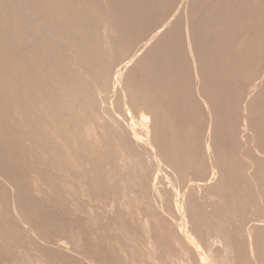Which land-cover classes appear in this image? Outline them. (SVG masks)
Instances as JSON below:
<instances>
[{"label": "rangeland", "instance_id": "obj_1", "mask_svg": "<svg viewBox=\"0 0 264 264\" xmlns=\"http://www.w3.org/2000/svg\"><path fill=\"white\" fill-rule=\"evenodd\" d=\"M22 1L23 0H21V1L20 0H18V1L17 0H12V1L9 0L8 4L9 5L12 4V6L11 7L8 6V7L11 10H13V9L16 10L17 9L20 13H22V15L24 13H25L24 15L27 14V16H26V17H28V18H26L27 20L28 19H30V21L33 20L32 17L28 16L29 13H27L28 12L27 9H26L27 7H25V5L22 6V3H21ZM102 1H100V0H96L95 1L94 0L96 6L93 5V7H92V4H94L93 1L90 0V2H89L87 0V2H86L84 0L83 4H84V2L86 4H84L82 6V8L85 6L84 8L85 9L88 8L89 11H82L83 13H81V15L82 14L83 15L87 14V16H88V14H92L93 12L95 13V11L97 12V13H95V17L93 15L94 13L92 14L93 16L89 15L87 18L84 15L86 20H88V19L90 20V22L88 20L87 26H86V24H84L85 25L84 28H87L91 24V26H90L91 29L88 30V29H84L83 28L84 29L83 33L85 34L88 31H91V33L92 32L94 33L99 28L100 30L98 29L99 31L97 30L95 32L96 36L94 37V38H97L96 39L97 42L95 41L94 38L90 37L91 35L93 36V33L92 34L90 32L86 33V34H88L87 36L89 38H91V39H89L85 35L84 36L86 37L85 39L87 40V42L89 40L90 44L92 43V45H93L94 42L97 44V47H96V44H94L95 46L93 45L94 47H96L95 49L98 50L97 54L102 52L104 50V48H106V49L103 51L104 55L100 56L102 54V53H100L99 57L94 54V52H96L97 50L94 51V50H92L90 48V49H88V51H85V52L87 54L89 52L90 53L92 52L91 53L92 56H91L90 53L88 54V55H90L89 57H92V58L94 56H97L98 58H100V57L103 58V56H104V58H105V56H106L105 52H106V54H107V56L105 58L106 60L103 59L106 62H104L102 60V58H100V61H103V64L98 60L97 57H94V60L91 58L93 61L91 59H88V60H91L90 63H89L87 61V59L85 58L87 56V54L84 53V54H86V55H84L85 56L84 58L86 60L85 62L88 65V67H86V69H85L84 64L80 65V64H82L81 62H80V64H79V62H76V58L75 57H77L76 54H78V53H76V51H75V53H73L74 50L72 52L68 47H67L68 49L65 47V46H67V42H64V43H66L64 45V43H63L64 40L63 39L60 38L61 39L60 40V39H58V37L56 38L55 35L52 33V35L55 37V38L53 37V39H54L53 40L51 38V36H52L51 33L50 34H49V32H45L44 33L45 37L48 36V37H46V39L48 38L47 40H48L49 43H51V42H53L55 40H56L55 41L56 43L58 41H60L57 44L51 43L52 46H53V44L58 46L61 42L63 43L64 47L61 46V44L59 45L60 46V50L62 49V47L64 48L63 52H62L63 56L66 55L65 56V60H64V57L62 56L61 59L64 60L62 62H66V60H67V62L70 61V62H68L69 66H67L68 65L67 62L65 63L64 66L69 67L68 68L69 70H71V68H72V70L74 71V75L76 76L77 80L80 79L78 81H82L81 79L84 78L82 82L85 83L84 80L87 79L89 76L87 77V76H85L83 74H86V72H87V75H88V71H91V70H89L90 68L94 69L92 71L95 72V74H93V72L89 73L91 76L94 75V77H92L93 79L96 78V79L92 80V83H91L92 86L88 85V83H87V85L90 86V88L88 86H85L86 83L83 84L82 82H81V84H83V86L81 84L79 86L80 87V92L83 89H84L83 91H85V92L82 91L83 93H85V96H84L85 100H83V98H81V100H80V97L79 98L77 97L76 98L77 102H75L73 104L75 105L77 103L76 105L78 107L76 105H75L76 107L73 106V104L71 105V103H72V102L70 103V101H71L70 97L71 96L70 97L66 96L67 92H66V95L64 94L65 91L63 93L61 92V96L63 94V96H62L63 98L62 99H61V96H59V99H60V102H61V106H62V103H63V106H62V108L61 107L58 108L59 110L56 109V111L57 110H58V112L60 111L59 113H61V111H62V115H70V119H69L70 122L65 123V124H67L66 126L70 129V133L66 134V136H68V137L65 136L66 139H67V142L69 141L68 142L69 144L67 143L68 145H66L63 142V139L60 137V135H63L64 134L63 132H65L63 127L59 128V125H57V124L55 126L51 125V127L53 129L55 127L59 128L58 132H57L56 128H55V130H53L51 127H49L50 125H48V124L46 125L44 122L40 123V121H37V120H36L37 122H29V119L31 118V115H32L30 111H29V113L27 112L28 114H30V115H27L28 117L25 116L24 114H21V112L20 113L18 112L20 114V116L18 115L19 116L18 119L20 120V121L18 120V122L14 118H13L14 121H12V120H10V117H8L9 120H10V121H8V123H9V126H8V123H7V119L8 118H6L7 116L4 115L5 114V110H4L5 108L0 106L1 107L0 108L1 109L0 113L4 110V112H3L4 114L1 113V114H3L4 118L2 119V117L0 115V119H1V122L5 121V124L3 122H2V124L4 126L7 124L8 127L5 126V128H7L8 131L7 130L4 131L5 128L2 127L3 128L2 129L1 126H0V128H1L0 130L3 131V133L6 136V138L8 140L9 139L13 140L18 135V132H20L19 135L17 136V141H20V142H17V143H22L21 145L19 144L21 148L19 146H17L18 144L16 143V140H15V142L14 141L10 142V141L7 140L8 144L11 143L10 144V150L14 151V150H16V148L18 149L15 152L16 153L18 152L19 154L17 153L18 154L17 156H16V154H14L12 159L14 160L16 157H17L16 159H18L19 155H20V152L22 153V152H24V150L26 151V153L24 152V154L22 153L20 155V157H21L20 159L21 160L20 159L17 160V164L18 165L15 164L16 163L15 160L14 161L13 160H9V161H11V163L15 162V163H13L14 165L9 163V165L11 167H14L12 169H11V167L10 168L7 167L8 169H10L9 172H8V170L6 168L5 169L7 171L6 170L5 171L7 173L4 172V170H3L4 167L2 168L3 172L1 173V171H0V177H3V178H0V181H1V183H0L1 184V186H0V195H1L0 198L1 197H2V199L4 198L3 199L4 201H1L2 199H0V206H1L0 207V217L2 218V223H0V264H114V263L115 264H121L120 260L117 259V258L120 257V259L122 260V258H124L122 256H124V255H125L126 258H124L123 260L125 261L127 259V261H129L132 258L133 260L132 259L131 260L133 261V264L135 262H137V260L138 261L142 260V262H144L143 264H145L146 263L145 261H147V259H148V261L150 259H152L151 260L152 263H151V261L150 262L147 261L148 262L147 264H150V263L153 264V261L155 259H156V261H154V263L156 262V264H158V263L159 264H166V263L167 264H178V262H179V264H181L182 262H183L182 264H202V262H204V264L205 263H207V264H213V263L214 264H219V262H220V264H224V263L225 264H228V263L229 264H234V262L236 264H238V263L239 264H244V263L245 264H249V262L252 261V260L253 261L250 262L252 264H254L255 261H256L255 264H262L263 258H264V254L263 255H260V254L262 252L264 253V246H263L264 244H263V241H261V239L264 238V237H261V239H259L261 241V243L259 242V244L263 246V250H262V248L258 245L260 247V250H262V252H260L258 250L259 254H258V252H252L251 251L252 249H251L250 246L253 243V241L255 242V238H257L255 236V234L257 236L259 235V238H260L261 234H263V236H264V210H263L264 209V184H262V182H261V181H263V183H264V178H263L264 177V163H263L264 162V156H263L264 155V147H262L263 143H261V141L262 142L264 141V139H262V138H264L263 137L264 136V133H263L264 131L262 132V130L264 128L261 129V125H262V127L264 126V124H263L264 123V114H262V113H264V110H263L264 108L261 107L262 105L264 107V97L262 98V94L264 96V91H263L264 90V80H262V79H264V38H263L264 37V33H263L264 32V15L263 14L264 13H262V10L264 12V9L261 10V8H264V3H260V2H258V0L255 1L254 4L252 3L253 6L251 5V7H255L254 5H255V3L257 4V2H258V4H257L258 6L261 4L259 6V8H257L258 6L256 5L255 9L246 6L248 9L250 8V9L255 10L256 12L253 11V13L255 12L256 14H258V9L261 10V11H259V13H261V14H258L260 16L262 15L261 18L259 16L257 17V15L254 13L255 16L259 19V21H258V19L255 16H252L253 19H254V17L257 19V22H258L257 24H259V25L261 24L260 25L261 27L259 25H255L254 24V22H256V20L254 22L251 21V23L253 22V30H255V29L257 30L258 28H261V32H260V29L255 31L256 33H254V37H252L254 39V41H256L254 43L255 47H256V52H254V54L252 53V55H250V56H245L246 53L244 54L243 59L246 58L245 59L246 62L242 61L244 63L241 66L242 68L240 67L241 69H237V71L235 70L234 73L236 75L230 74L232 72V68H229V67L228 68H224L223 70H221L216 75V78L214 80V81H217L216 83H218L217 84L218 86H215L216 84H213L211 87H209V86L205 85L206 83H204V82H206V81H203V80H205L204 76H206V75H204V72H203V74H201V72L205 70L203 68H205V66L207 64L206 65L202 64L203 67H201L202 65H200L198 62H196V59H197L198 55H197V49H195V47H197L198 45L196 44V41H195L194 38L196 37V34L197 35L198 34L199 35L200 34H204V38H206L207 34L215 35V33L220 31V29L222 27L223 14H221V12L218 13L217 15L211 17V20H213V23H210L209 21H207L208 22L207 24H206V22L204 24H203V22L201 23V19H203L202 21H205V19H206V16L204 14H206L205 12H206L207 8L209 7V5L211 4V0H194V2H193V0H188V2L191 1V2H189V4H193V5H189L187 0H184V1L183 0H166L165 4L167 6H164V1L162 0V4L163 5L162 4L159 5V7H158V11L159 12L154 10L155 14H151L152 10H151V8H149L150 11L148 9L147 10V14H150V15L147 17V15L144 14L145 15V16H143L144 20L143 19L141 20L142 16L140 17L138 15V13L135 12V11H138V9L136 7H134V8L131 7L135 11H133V10L129 11V13L131 11H133V12L130 13L131 14L130 16H132V20H131L132 22L131 21L130 22L133 24V20L134 19H135V21L136 20L137 21L134 22L135 25L134 24L132 25L129 22L128 24H126L127 27L125 26V24H124V26H125L124 27L123 24L120 23L122 20H120V22H119V21H116L117 18L113 19L115 14H112V12L114 13L115 6L117 4H118L117 6H119V8H121L120 5H121V3L123 1L121 0V2L118 3L117 1H119V0H117V1L116 0H112V1L110 0L111 2L109 0H107L110 3L117 2V3H115L112 6V7H114L113 8L114 10L112 8H110L111 4L108 3L106 0H102ZM105 1H106V3H105ZM167 1H169V2L172 1L171 2L172 4L171 3H166ZM261 1L264 2V0H261ZM9 2H12V3H9ZM91 2H93V3H91ZM181 2H183V3L181 4ZM184 2H187V3L184 4ZM89 3H91V6H90ZM13 4L17 5L16 8H15V5L13 6ZM18 4H20V5H18ZM97 5H98V9H97ZM176 5H177V7H176ZM262 5H263V7H261ZM20 6H22V7H20ZM86 6H88V7H86ZM161 6H163V7L161 8ZM173 6H175L177 9L175 7H173ZM241 6L242 5H240V7H238V5H237V6H234V7H237V8L240 9ZM243 6H242L243 9H240L243 12L239 11V9H235V8L233 10L231 9L230 10L231 12L228 10L230 13L227 11V14L228 13L231 14L232 11H234V10L235 11L237 10V13L241 12L240 16L242 18H240L236 22H234L235 24H233V26L231 28V31H232L231 33L232 34L234 33V35L237 32H240L239 35L241 36V38H240V41H239L240 43L237 42V43H239V45L237 44V49H241L242 46L245 45V44L247 45L248 41H246V39H244L246 41V42H244V40L242 38V37L246 38V34H245V32H246V30H245L246 28L245 27L246 26H245V24L247 25L248 20L249 21L253 20V19H250L251 16L249 17V19H247L250 13H248V15L246 16L247 13H245V12H249V11H248V9L246 10V8H244L245 6L244 7ZM23 7H25V8H23ZM90 7H92V8H90ZM165 7L167 8V10L170 13V14H166V16L164 14L165 13L164 12L165 9H163ZM168 7H170V9H168ZM3 8L7 9V7H4V6H3ZM9 8L6 10L7 12H8V10L11 11ZM93 8H95V9H93ZM105 8H107V9H105ZM159 8L163 9V11H161V9L159 10ZM186 8L189 11H191V9H192V11L189 12L188 10H186ZM256 8H257V10H256ZM23 9H24V11H23ZM118 9H116V11H115L116 14H118V12L120 13L121 9H119V10ZM110 10L112 12H109ZM167 10H165V11H167ZM170 10H171V12H170ZM182 10H184V11H182ZM101 12L103 14H101ZM104 12H105V14H104ZM138 12L140 13V11H138ZM162 12H164V13H162ZM134 13H137V16ZM243 13L246 16V17L244 16V18H243ZM99 14H101V15H99ZM108 14H109L110 17L107 16ZM161 14H164V16L163 15L161 16ZM171 14H173V15L171 16ZM83 15H82V19H84ZM102 15H105L107 18L105 16L103 17ZM128 15L129 14H127V16ZM224 15H226V14H224ZM133 16L136 17V18H133ZM176 16H178L179 18L176 17ZM145 17H147L148 19L145 18ZM226 17H228V16H226ZM98 18H100V20ZM111 18H112L113 21L111 20ZM105 19H107V20L105 21ZM129 19H128V21H129ZM176 19H179V20H176ZM242 19L243 20L247 19V20L243 21ZM91 20H92V22H91ZM95 20H96V22H95L96 25L93 26V24H95L93 21H95ZM152 20H154V21H152ZM110 21H111V23H110ZM141 21L143 22V24H142ZM196 21H198L197 24H196ZM33 22H34L33 24L36 25L37 27L40 26L38 21L33 20ZM140 22H141V24H140ZM153 22H155L157 26L154 25L155 23L152 24ZM193 22L197 26L192 24ZM199 22L201 24H199ZM242 22H244V29H243V27H241V25L243 26ZM31 23H32V21H31ZM98 23H101V24L98 25ZM115 23H117L118 27L120 26L119 23L122 24L121 26L123 28H120V27L119 28L123 32L125 30H129L130 31V29H131L130 32L128 31L126 33V31H125L123 33L124 35L130 33L127 36H124V38H123L124 40H120L121 39L120 36H121V32L122 31H119L117 29L118 27H116ZM104 24H108V25L104 26ZM109 24H114L115 26H113V25L110 26ZM148 24H149V27H148ZM189 24H191V26H189ZM202 24L203 25L206 24V26L204 27ZM55 25H57L56 22H55ZM153 25H154V27H153ZM193 25L195 27H199L200 26V28L199 29L196 28L197 29L196 30L195 27L193 28ZM102 26H104V27H102ZM150 26H152L153 28L152 27L150 28ZM255 26H257V27H255ZM111 27H113V29ZM134 27L135 28L137 27L138 29L137 28L135 29ZM191 27H192V29H191ZM101 28H102V30H101ZM115 28L118 31L114 30ZM124 28H126V29H124ZM132 28H134V29H132ZM149 28L152 29V31L149 30ZM140 29H142V30H140ZM155 29H156V31H155ZM200 29H201V31H200ZM145 30H149L148 32L146 31L149 35H155L158 32L161 37H159V35L157 36L159 40L157 39V37H156V39H155V37H154V39L153 38H149L148 41L150 43H148L149 44L148 47L147 48L145 47V49H142L140 47L143 44L142 41L146 40V38L149 37V35L145 33ZM176 30L179 33H181V34L179 35V33H177ZM153 31H155V34H152ZM196 31H197V33H196ZM117 32L120 33V36H119V33H117ZM188 32H190L189 35H188ZM243 32L245 34L244 36H243V34L241 35V33H243ZM46 33L49 34V35H47ZM115 33H116L117 36L115 35ZM136 33H139V36ZM97 34H98V36L100 38L97 36ZM99 34L100 35L103 34V36H100ZM108 34H109V36H108ZM131 34H133V35H131ZM144 34L146 36H148V37H145ZM161 34H166L165 37L167 39L168 38L170 39L168 41V42H170L169 45L171 44V45H175L176 46V47L173 46V47L176 48V50H175L176 53L177 54L179 53V55H178L179 57L182 56L181 59H179L178 57L177 58L180 61L182 60L181 61L182 64L181 63L180 64L183 65V66H181L180 64H178V65H180L179 67H181V69L179 67H176V69L179 68V69H177L179 71V73H177L178 74L177 76L180 75L178 77V79L179 80L181 79L180 81L177 82L179 84L176 85V86H178V88H176V89L178 91L177 92L178 95H180L181 97L178 96L177 100L176 99L172 100V102H170V103H168L166 105V108H168L169 106H175V108L179 107V109L182 110V109H184V105L185 104H187V105H185L186 108L189 107L187 109H184L185 111L187 110L186 113L185 112L184 113L186 115L188 113V115H187L188 117L187 116H185V117L183 116L186 119H183V117L181 118L182 115L180 113H178V112H180L178 108L175 109V110L178 111V112L176 111V114L178 113V115H181V116L178 117V115H176V116L174 115L175 119L169 120V121H170V124H172L171 121L174 122V120L177 119L176 122H174L175 124L173 123L175 126H172L173 124L170 126V124H169L168 126H166V128H165V126L162 127V125H163V123H162L163 121L162 120L168 121V119L167 120H165V119L168 118L169 115H172V113L169 110H167V111L166 110H162L161 111L162 114H160V112L159 113L157 112L158 116H159V114L160 115H163V113L166 114V112H167V115L169 114L168 116H165V119H160V118H163L164 116H159L160 117L159 118L156 115V112H154L155 109L154 110L152 109L153 108V104L152 103H154L155 105L157 103L155 101L156 100V98H155L156 96L154 95V97H153V94H152V96H150L151 97V99H150V97L147 96L146 94L145 95L147 97L142 94L143 98L145 97L144 100H143L142 95H140V93H139V96H138V93L134 90V86H132L135 83L136 84L140 83L141 81L139 80L140 79L139 77L144 75L143 73H140V71L142 72L146 68L145 67L146 65H144V62H143L146 59L144 56L149 55V56H147V59H146L147 62H149V60L151 59L150 57H152V55H151L152 52H150V51L154 52L155 49H153L150 46V44L152 46H154L153 44H155L156 47H157L159 45V44H157L158 42L161 43V42H163V39L164 40L166 39L164 37L162 38V36H164V35H161ZM193 34H195V37H193L194 36ZM74 35H76V33ZM135 35H137V36H135ZM140 35H142V36H140ZM168 35H171V37L168 36ZM175 35H176V37L178 36V38L173 37ZM49 36H50V39H49ZM104 36L107 37V38H105ZM235 36H237V35H235ZM113 37H114V39H113ZM115 37H117V38H115ZM140 37H142L143 39H141ZM172 37H173V39H172ZM182 37H183V39H182ZM98 38L99 39L102 38V40H104V41L100 40L98 42ZM92 39H94V40H92ZM125 39H127V41H125ZM129 39H131V40H129ZM135 39L137 40V42L135 41ZM171 39H172L173 42H171ZM181 39H182V41L183 40L184 41L180 42ZM228 39L229 38H226V41ZM241 39L243 41H241ZM253 39H252V41H253ZM49 40H51V41H49ZM132 40H134L136 43L133 42ZM138 40L141 41V42H139ZM157 40H158V42H157ZM190 40H192V41H190ZM92 41H94V42H92ZM112 41L116 42L118 47L121 46L122 49L124 48L123 51L125 53H123V51H122V54H121L120 53L121 48L119 47L120 50L117 49L116 44L114 42H112ZM118 41H120V42H118ZM131 41H132V43H131ZM174 41H175L176 44L174 43ZM101 42L102 43L105 42V43H103L104 44L103 46H102V44H101V46L98 44V43H101ZM111 42L113 43V45L115 47L112 46ZM241 42H243V43H241ZM118 43H120V44H118ZM133 43H135V44H133ZM182 43L185 44V46ZM136 44H137V46H136ZM179 44L182 47L179 46ZM127 45H128V47H126ZM132 46H133V48H132ZM186 46H187V50H185ZM101 47L102 48L104 47V48L102 49ZM135 47H137V48L135 49ZM156 47H154V48H156ZM191 47H193V48H191ZM255 47H254V49H255ZM139 48H140L141 51L138 50ZM179 48H181V50ZM243 48H245V46ZM147 49H148V51H147ZM64 50H65V52H64ZM99 50H100V52H99ZM132 50L135 51V53H133L134 55L132 54ZM68 51H69L70 54L68 53ZM126 51L128 52L129 55L126 54ZM114 52H115V54H114ZM116 52L118 53L117 55H116ZM136 52H137V54H136ZM141 52H142V54H141ZM195 52H196V54H195ZM51 53H53V51ZM176 53H175V55H177ZM183 53H185V54H183ZM143 54H144V56H143ZM190 54H193V55H190ZM236 54L237 53H234L233 55H236ZM115 55L116 56L119 55V57H116ZM120 55H124V57H121ZM128 56H131V57H128ZM112 57L114 58V60L117 58L119 60V62H118L117 59H116L117 60L116 62L113 61ZM127 57H128V60L130 62H128V60H125V59H127ZM183 57H184V59H183ZM186 57H187V59H186ZM188 57H189V59H188ZM87 58H88V56H87ZM120 58H121V60H120ZM122 58H124L123 59L124 62H123ZM190 58H191V61H190ZM248 58H249V61L247 60ZM95 59H96V61H95ZM110 59H112V60L110 61ZM97 61L99 62V64H95V63H97ZM194 61H195V63H194ZM197 61H198V59H197ZM91 62H93L94 64L89 66V64H92ZM113 62L116 63V64L118 63V64L117 65L115 64V66H114ZM147 62L145 64H147ZM187 62L189 63V65L187 64ZM190 62L193 65H191ZM100 63L102 64V66H100L101 65ZM111 63H112V65H111ZM141 63H143V64H141ZM197 63H198V65H197ZM246 63L248 64V66L246 65ZM78 64H79V67H78ZM250 64H251V66L249 68ZM139 65L142 66V67L140 66V69H139ZM184 65H186V66H184ZM94 66H95V68H93ZM131 66H133V67H131ZM208 66L209 65H207V67ZM186 67H188V68L186 69ZM197 67L199 68V70H198ZM200 67L203 70L200 69ZM77 68H81V69L78 70ZM102 68H104L105 70L107 69L106 70L107 72L106 71L105 72L108 75L106 73H104V70ZM243 68H245V69L242 70ZM96 69L98 71L97 74H99L100 77H97L98 75H96V71H95ZM246 69H248V70H246ZM100 70H102V72H103L102 75L100 74L101 73ZM188 70L191 71V72H189ZM82 71L83 72L86 71V72L83 73ZM109 71H111V72H109ZM113 71H114V73H113ZM193 73H194V75L192 76ZM78 74H80V76L83 75L82 78H80V76H78ZM104 74H106V75H104ZM141 74H143V75H141ZM207 74H208V72H207ZM91 76H90V79H91ZM102 76H106L107 78L103 77L104 78L103 79V78H101ZM182 76H183L184 79L181 78ZM189 76H192L193 79L190 78ZM97 78L98 79L100 78L99 80H102V84H101V82H99L97 84V82L99 81V80L97 81ZM141 78L144 79V77H141ZM90 79H87V80L90 81ZM186 79L187 80L189 79L188 80L189 83L186 82L187 81ZM77 80H75V82H73V83H76ZM222 80H224V81L221 82ZM257 80H258L259 83L257 82ZM89 81H87V82H89ZM245 82H246V84H245ZM89 84H90V82H89ZM100 84H101V86H100ZM186 84H187V86H184ZM209 84H210V82H209ZM220 84L222 85V87H221ZM52 85L54 86V88L51 87V89H55V86H56L57 90L59 89V91H61V89H63V87L60 89L61 86L57 84L56 80H54L52 82ZM183 86H184V90L186 92L183 91V88H182ZM202 86H204L205 88H203ZM213 86H215L216 88L213 87ZM202 88L205 89V90H203ZM210 89H211V93L214 94L215 98L219 96L220 99L222 98L224 100L221 103H223V102L226 103V104L223 103V104H225V106L223 104H221L223 109L225 108L224 111L223 110L220 111V113L223 112L221 114L214 108L215 107L214 105L217 106V103H216L217 98H216L215 101L211 100L212 98L210 99V94H209ZM213 89L215 90L214 92L212 91ZM259 89H261V91ZM199 90H200V92H199ZM206 90H207V92H206ZM97 91H99V92H97ZM187 91L188 92L190 91V92L188 93ZM260 92L261 93L263 92V93L261 94ZM83 93H82V95H83ZM185 93L186 94L188 93V94L184 97L183 95H185ZM196 93H198V94H196ZM203 93H204V95H203ZM260 94H261V96H260ZM68 95H69V93H68ZM191 95H192V97H190ZM254 95L256 97H254ZM257 95H258V98H257ZM64 96H66V98ZM72 96L75 97V95H72ZM204 96H206L207 98L204 97ZM138 97H139V99H138ZM202 97H204V98H202ZM248 97L251 99V101L253 100L252 103H251V101H250V99ZM93 98L94 99L97 98V99L94 100ZM105 98H106V100H105ZM259 98H260V100H259ZM152 99H154V100H152ZM204 99H206V100H204ZM207 99H208V101H207ZM67 100H69V102ZM89 100L91 102H88ZM100 100H101V102L99 103L98 101H100ZM64 101L66 102V104L69 103L71 106L67 105V109H66ZM189 101H190V103H188ZM78 102H79V104H78ZM83 102H84V105H83ZM192 102H193V104H192ZM213 102H215L216 104L213 103ZM248 102H250L251 104L248 103ZM255 102H256V104H255ZM258 102L259 103L261 102L262 105H260ZM149 103H151V104H149ZM211 103H213V106H212ZM80 104H81V107H80ZM146 104H147V106H146ZM206 104H207V106H206ZM244 104H247V105H244ZM248 104H250L251 106L248 105ZM5 105H7V104H5ZM40 105L35 106L36 108L34 107L35 108L34 111H36L37 107H39V106L42 108V110H44L42 103ZM87 105H88V107H87ZM148 105L149 106L152 105V107H149ZM176 105H177V107H176ZM188 105H190V106H188ZM195 105H196V108H195ZM83 106H84V108H83ZM180 106H183V107L180 108ZM64 107H65V110L64 111L61 110V109H64ZM71 107L72 108L74 107L75 109L73 108V110H72ZM147 107H149V108H147ZM197 107H198V109H197ZM200 107L202 109H204V110H202ZM88 108H90V109H88ZM97 108L98 109L100 108V109L98 110ZM199 108H200V110H199ZM210 108H212V109H210ZM251 108H253L254 110L253 109L251 110ZM38 109H37V111H38ZM69 109H71V111ZM233 109H235V112L232 111ZM16 110H18V109H16ZM92 110H94V111H92ZM105 110L107 112H111V113L107 114V112H105ZM184 110H182L181 113H183ZM188 110H190V111H188ZM259 110L260 111L263 110V112L261 113L262 115L260 114ZM85 112L86 113H89V112L91 113V114L89 113V116H87V117H89L88 119H82L81 117L78 116V115H80V116L87 115V114H85ZM168 112H170L171 114L168 113ZM93 113H94V116H93ZM112 113H114V114L112 115ZM121 113H122V115H121ZM184 113H183V115H185ZM189 113H191V115ZM204 113H208L209 116H208V114H204ZM46 114L42 118L43 119H48V121H50V119H51L50 116L48 115V117L50 119L46 118L45 117V116H47ZM115 114H116V116H115ZM219 114H220V117L216 116V115H219ZM172 116H171V118H172ZM211 116L213 117V119H212ZM121 117L124 119V120L123 119L120 120L122 123L119 121V119H121ZM155 117H157V118H155ZM218 117H219V120H217ZM107 118H109V119H107ZM115 118H116V120H115ZM171 118H169V119H171ZM179 118H181V120ZM200 118H202V119H200ZM215 118H217V119L214 120ZM11 119H12V117H11ZM157 119H158V121H155ZM178 119H179V121H178ZM222 119H223V121H222ZM79 120L81 122H85L86 124L85 123L84 124L81 123ZM83 120H85V121H83ZM87 120H88V122H87ZM197 120H198V122H197ZM126 121H128V122H126ZM181 121H182L183 125H182ZM183 121H185V122H183ZM206 121H208V122L206 123ZM16 122L18 123V125H20L19 127H16V126L13 127L14 125H16ZM27 122H29V123L27 124ZM79 122L82 125H80ZM159 122H160V124H159ZM177 122H179L180 124L178 125ZM31 123H32L33 126H31ZM37 123H38L39 126H41L39 128L38 125H37V128H39L40 130L36 128V124ZM68 123H71L72 125L69 124L70 125L69 126ZM212 123H214L215 125L217 123L218 126L217 125L215 126ZM29 124H30L31 128H30ZM129 124H130V126H129ZM199 124H201L203 126H201ZM206 124H207V126H206ZM209 124H211L213 127L211 125H209ZM219 124H221L223 126H221ZM11 125H13V126H11ZM96 125H97V127L99 125V127H98L99 129L96 127ZM23 126H24V128H23ZM34 126H35V128H34ZM43 126H45V127H43ZM71 126H73V127H71ZM124 126H126L127 128H125ZM169 126L172 127V128H168ZM177 126H179V128ZM189 126H191L192 128L189 127ZM197 126H200V127H197ZM257 126H258V128H257ZM11 127H13L14 129L11 130L10 129ZM159 127H162V129L165 128L166 131L164 130L161 133V131H160L161 129ZM188 127L191 128V131H190V129ZM15 128H19L21 130L19 131V130L16 129L18 131L17 132V131H15ZM196 128H199V129H196ZM200 128H201V130H200ZM208 128L210 130H208ZM41 129H44V130H41ZM61 129H63L62 132H61ZM91 129H92V131H91ZM173 129L174 130L177 129V130L174 131ZM180 129H181L182 132L180 131ZM216 129H218V130H216ZM28 130L31 131V132H29ZM193 130H194L195 133L193 132ZM202 130H203V133H205L206 135L202 134ZM204 130H206V131H204ZM9 131H12L11 134H13V133L16 134V132H17V135L13 136V135H10V133L8 135H6L7 132H9ZM23 131H25L26 134L23 133ZM67 131H68V129H67ZM73 131H74V136L72 135L73 133L71 134V132H73ZM88 131H90V132H88ZM115 131H116V133H115ZM154 131H156V132H154ZM51 132H53V133H51ZM103 132L106 135H104ZM139 132H141V133H139ZM164 132L166 134H168V135H170V133H172V134L174 133L175 135L171 134V136H168ZM253 132H255V134ZM260 132L263 135H261ZM35 133H37V134H35ZM58 133H59V135H58ZM60 133H62V134H60ZM86 133H88V134H86ZM126 133H127V135H126ZM130 133H132L133 135L130 134ZM135 133H137V134H135ZM155 133H156V135H155ZM158 133H160V134L158 135ZM177 133H179V134L177 135ZM183 133H185L186 136ZM187 133H189V137H188ZM213 133H214V135H212ZM259 133H260V135H259ZM21 134H25L23 136L24 137L23 139L20 136ZM75 134L76 135L78 134L79 137L75 136ZM79 134L82 135L81 138H80ZM89 134L92 137L89 136ZM161 134H162L163 139L165 140L167 138V140L164 141V140H162V138L160 139V137H161L160 135ZM191 134H193V135H191ZM194 134H195L196 137L194 136ZM30 135H32V136H30ZM44 135H45L46 138L44 137ZM49 135H54V136H52V137L50 136L51 138H49L48 137ZM254 135H255V137H253ZM84 136L86 138L90 137V138H93L95 140L92 139L90 141V138L89 139L87 138L88 145H89L88 146L87 143H86L87 142L86 139L83 138ZM123 136H125L127 138L125 139V137H123ZM172 136H175V140L173 139L174 137L172 138ZM180 136H181V138H180ZM201 136H202V138H203V136H205V137L203 139H201ZM223 136L225 137V139H224ZM260 136L262 138H259ZM168 137H171V139L168 138ZM192 137H193V139H192ZM212 137H214L215 139L213 138L211 140ZM30 138L34 139L33 142L37 141L38 143H36V144H35V142L33 143ZM55 138L56 139L58 138V139L55 140ZM70 138H71V142H70ZM74 138L75 139L77 138V139L75 140ZM158 138H159V140H158ZM217 138H220V139H217ZM44 139L47 140V142ZM80 139L83 142V144L85 143L84 145L81 144L82 142L79 143L78 140H80ZM83 139H85V141ZM29 140H31L32 144H29L30 143ZM48 140H50V141L48 142ZM123 140H124V144L122 142ZM133 140H134V142H132ZM197 140H199V141L202 140V142L201 141L198 142ZM213 140H214V144L212 143ZM41 141L46 142L45 145H47V146L44 145V147H43V148H45L44 150H43V148L41 149L39 147ZM54 141H56V142H54ZM73 141H76L77 143L74 142V145H72ZM163 141L165 142V144H162V143H164ZM174 141L176 142V144L177 143L178 144L177 145L174 144L173 143ZM90 142L94 143L98 148H96L94 144L90 145ZM166 142L167 143L169 142L170 144L168 143L166 145ZM254 142L256 143V145L254 144ZM53 143H55L56 145L53 144ZM70 143H71V145H70ZM75 143H76V145H75ZM12 144H13L14 147L12 146ZM14 144L17 146L16 148H15ZM33 144H35V145H33ZM51 144L55 145L54 148H53V145H51ZM78 144H80V146L82 148L79 147ZM136 144H137V146H136ZM221 144H222V147H221ZM36 145L40 148L41 151L38 149V147ZM50 145H51V147L46 148V147H48ZM165 145H166V147H165ZM192 145H194V146H192ZM11 146L13 148H15V149L13 150V148ZM23 146H24V149H23ZM40 146H42V145H40ZM71 146H73V147H71ZM75 146H77V147L75 148ZM108 146H109L110 149L108 148ZM31 147H32V149H31ZM34 147H35V149H34ZM92 147H94V149ZM208 147H210V148H208ZM19 148L22 149V150L19 151L20 150ZM51 148H53L54 150L53 149L50 150ZM61 148L63 149L62 152H64V151H65V153L67 152L66 156H65V153H63V155H64L63 156L62 152H60ZM84 148H85V151L86 150L88 151V149H90L88 151V154H87V152H83ZM176 148H178V149H176ZM179 148L182 149V151L179 150ZM183 148H184L185 151L183 150ZM217 148H219V149H217ZM244 148H247V150L244 149ZM251 148L253 149V151H252ZM259 148L261 150H259ZM36 149L38 150L37 152H35ZM46 149H47V151H46ZM104 149H107V150L109 149V151L107 152ZM126 149H128V150H126ZM166 149L169 150V151H167ZM198 149L201 152H198ZM200 149H202V150H200ZM234 149H235L236 152H234ZM10 150L7 148L6 154L9 151V154L11 153V156H12L13 153ZM30 150L33 151V152H31ZM135 150H137V151H135ZM178 150L181 151V152H178ZM249 150H250V152H249ZM49 151H51V152H49ZM81 151L83 153H79ZM111 151H113V152H111ZM196 151H197V153H196ZM204 151H205V153H204ZM137 152L138 153L140 152L141 154L140 153L137 154ZM247 152H248V154H247ZM98 153H100V154H98ZM128 153L130 154L129 156L127 155ZM3 154H2L3 158H9L8 157L9 154L6 155L7 157H5V155H3ZM35 154H37V155H35ZM90 154H91V156H93L92 158H90L91 157ZM165 154L166 155L168 154V155L166 156ZM169 154H171V156ZM195 154H198V155H195ZM239 154H240V156H239ZM22 155L26 156V157L23 156V158L25 157L23 161H22ZM69 155L78 156L79 158H82V161H83L82 164L83 165L81 164V161H80V159L78 157L76 158L77 160L75 159L74 161H72L74 157L70 158L71 156H69ZM163 155H165V157ZM201 155L203 156V158H202ZM99 156L101 158H99ZM136 156L137 157L139 156V157L137 158ZM207 156L208 157L211 156L210 159ZM220 156L223 158V162H221L222 158ZM60 157L62 158V160L60 159ZM65 157H67V158H65ZM95 157H98L97 158L98 160H96ZM129 157H130V159H129ZM118 158H119L120 161L118 160ZM213 158H215L217 161L215 159H213ZM218 158H219V160H218ZM9 159H11V158H9ZM87 159H89V161ZM92 159H94L96 161V163ZM124 159L128 160V162H126V160H124ZM202 159L205 160L206 162L202 161ZM262 160H263V162H262ZM189 161H190V164L187 165V163H189ZM123 162H124V164H123ZM139 162H140V164H139ZM145 162H147V163H145ZM183 162H185V163L183 164ZM126 163H128V164H126ZM191 163H192V165H191ZM221 163H223V165ZM64 164H67L68 167H65ZM86 164H88V165H86ZM181 164H182V166H181ZM208 164L209 165L211 164V165L209 166ZM147 165H148L149 168L147 167ZM189 165H190V168H189ZM207 165L209 167H206ZM183 166H185V167H183ZM186 166L189 169L188 168L186 169ZM144 167H146V168H144ZM216 167H218V168L220 167V169L218 170V168L216 169ZM221 168H223L225 172L223 171V169L221 170ZM143 169H145V170L147 169V170L143 171ZM211 169L213 170V172H212ZM137 170H138V172H137ZM140 170H142V171H140ZM220 170H221V173L218 172ZM15 171H16V173H15ZM103 171H104V173H103ZM100 172H102V173H100ZM8 173H10V175ZM119 173L121 174L122 178L119 177L120 176V175H118ZM112 174H113L114 177L112 176ZM115 174H117V175H115ZM141 174H143V175H141ZM222 174L225 175L226 177L223 176ZM245 174H246V176H245ZM5 175L6 176L9 175V176L5 177ZM145 175H147V176H145ZM143 176H145V177H143ZM209 176L211 177V179H210ZM223 177H224V180H223ZM238 177H239V179H238ZM246 177H247V179H246ZM117 178H118V180H117ZM154 178H156V179H154ZM217 178L220 179V181H218ZM228 178L231 180L230 183H229L230 180L228 181L229 184L227 183ZM119 179H120V181H119ZM240 179L242 180V182H240L241 181ZM238 180H240V181H238ZM124 181H126L128 184L126 182H124ZM222 181H224V182H222ZM141 183H142V185H141ZM137 184H138V186H137ZM146 184L150 188L146 187L145 186ZM89 185H91L90 187L92 189H90V187H88ZM132 186H134V187H132ZM142 186H144V189H143ZM130 187H131V189H130ZM153 187H154V189H153ZM116 188L118 190H116ZM119 188L120 189L122 188V189L120 190ZM214 189H215V191H214ZM1 190H3V191H1ZM119 190H120V192H119ZM121 192H122V194H121ZM2 193L4 194V196H3ZM118 193H120L121 195L119 194L120 195L119 196ZM143 193H144V196H143ZM155 193H157V194H155ZM152 195H153V199L155 201L152 199ZM146 196H148L149 198H147ZM122 197H123V199H122ZM137 200H138V202H137ZM146 200L147 201L150 200V201L147 202ZM4 204H6V205H4ZM137 204H138V206H136ZM9 205H10L11 208H8ZM262 205H263V208H262ZM149 209H150V211H149ZM256 209L258 210V212H257ZM145 210L146 211L148 210V211L146 212ZM254 212H255V214H254ZM145 213H147V214H145ZM258 213H260V214L258 215ZM146 216H148V217H146ZM149 216H151V217H150V219L147 220V218H149ZM257 216H259V217H257ZM260 217H263V218H260ZM188 218H189V221H188ZM144 219H146V220H144ZM12 220H14L15 224L12 223V224L8 225L9 223L13 222ZM137 220L138 221L141 220L143 223H141L140 221L138 222ZM136 221L138 222V224H136L137 223ZM144 221H145V223H144ZM146 221H147L148 225L146 224ZM168 221H169L170 224L168 223ZM190 221L192 223H190ZM248 221H250V222H248ZM7 222H9V223L6 225ZM149 222H150V224H149ZM173 222H175V223H173ZM16 223H17V226H16ZM112 224L113 225L115 224V226L113 227ZM126 224H127V226H126ZM139 224H140V226H139ZM159 224H160V226H159ZM189 224H192L193 226L189 225ZM142 225L143 226L146 225V227L144 228ZM251 225H253V226L250 227ZM108 226H109V228H108ZM147 226H150V227H147ZM110 227H113V229H111ZM125 227H127V228H125ZM151 227H152V229H151ZM107 228H108V230H107ZM114 228H115V230H114ZM116 228H117V230H116ZM141 228H142L143 231L141 230ZM127 229H129V230H127ZM168 229H170V230L168 231ZM257 230H258V232H257ZM105 231L106 232H110V231L114 232V234L116 236L114 234H112L113 236L112 235L110 236V234H108V233H107L108 235H106ZM128 231L129 232L131 231L130 232L131 234L133 233L131 235L132 237L129 236L130 233L128 234L129 237L127 236L126 233H128ZM140 231H142L141 232V236H140ZM253 231H255V232H253ZM123 232H124L126 237H124V235L122 234ZM145 232L146 233L149 232V234L147 233L149 237L148 236H142V234L145 233ZM118 233L120 234V237H118V235H119ZM135 234L140 236L139 238L143 237L141 241H143L144 238H145L144 241H147V242H144V241L143 242L145 243L146 246L143 245L142 243H139L140 240L137 238L138 236H136ZM133 235L136 236V237H134ZM158 235H159L160 238L158 237ZM104 236H105V238H104ZM225 236H227V239H226ZM107 237H109V238H107ZM147 237L151 238V242H150V240ZM156 237L158 238L157 239V241H158L157 243L158 244L160 243V245L157 246V247L155 246V245H157L155 243L156 242V239H155ZM221 237H222V239H221ZM125 238H130V239L132 238L131 240L129 239L130 241L127 239L129 242L126 240V242L129 243L128 247L130 246V248H128L127 245L124 244L125 242L122 243V240L125 241ZM135 238L137 239L136 241H134L136 243L135 246L138 245L137 247H139V245H141L140 248L142 246H144V247H146L145 250H144V248L143 249L142 248L141 249L140 248L136 249V247H134L133 240ZM146 238H147V240H146ZM232 238L234 240L236 238L237 239L234 241ZM250 238H252V240ZM110 239L112 240V242H111ZM113 239H115L114 242H116L117 240L118 241L120 240V242H118V241L116 242V246L119 247L118 249H115L117 247L113 245L114 244L113 243ZM220 239L222 241L224 239H226V240L224 242H222ZM131 241H132V243H130ZM152 241L154 242V244L152 243ZM200 241H201V243H200ZM215 241H217V242H215ZM231 241L234 242V245L232 244ZM110 242L113 243V244L111 245ZM179 242H181V243H179ZM185 242H187V244H185ZM220 242H221V244H220ZM225 242H226V245H225ZM119 243H121V244H119ZM173 243L174 244L177 243L179 245L178 246L174 245V247H173ZM204 243H206V244H204ZM130 244H132V246ZM147 244L150 246L149 248H148ZM150 244H152V245H150ZM219 244H220V246H219ZM230 244H232L235 247H233ZM109 245L111 247L112 246H114V247L111 248ZM162 245L163 246L164 245H166V246L168 245L169 247L172 246L171 247L172 249H169V251H166V250H168L167 249L168 247L166 248V246H164L165 249H163ZM227 245H229V246H227ZM238 245L241 246V247H239ZM151 246H152V249H151ZM205 246H206V248H205ZM225 246H226V248H225ZM231 246H232L233 249L231 248ZM246 246H248V247L246 248ZM108 247H110L111 250L110 249L108 250L107 249ZM122 247H124L126 249L128 248V250L125 249L126 250L125 251L124 248H122ZM175 247H177V249L179 247V249H178L179 252L175 251V250H177ZM160 248L162 250H164L165 252L162 251ZM119 249H120V251L124 250L125 251L124 253H127V254H124L121 251L122 254L121 255L118 254L119 256L117 257V253L116 252L119 251ZM138 249H140L139 251L142 250L143 253L144 252L146 253L145 256H143V253L141 252L142 255L140 254V256H141L140 259H139V255H138L139 253L137 252ZM146 249H148V250H146ZM149 249L152 250V251H150ZM173 249L177 253V254H175V253L174 254L178 255V256H176V258L178 260L174 259V256H175L174 254L171 256L172 252H174ZM210 249H211L212 253L210 252ZM231 249H232V251H231ZM241 249H243L242 252H241ZM246 249H247V251H246ZM114 250H115V252H113ZM134 250H135L136 254L134 253ZM159 250H161L160 252L162 254L160 252H158ZM214 250H215V252H214ZM120 251H119V253H121ZM146 251L147 252L149 251V254H147ZM204 251H206V253ZM226 251L227 252L229 251L230 254L228 253V255H227ZM166 252L167 253L170 252V254L168 253L169 256H168V254L165 255ZM247 252H248V256H247ZM110 253H111V255H110ZM113 253H115V254H113ZM235 253H236V255H235ZM238 254H240L241 256L238 255ZM251 254H252V256H250ZM255 254H257L258 257L259 256H261V257L263 256V258L261 259V263H258V261L260 262V260ZM128 255H129V257H128ZM146 255H147V257H146ZM159 255L162 258H159L160 257ZM163 255H165L166 257H164ZM212 255H214V256H212ZM215 255H217V256L215 257ZM222 255H224L226 257H224ZM148 256L150 258H148ZM113 257H115V258L117 257V258L114 260ZM142 257H144V258L146 257L145 261L143 260L144 258H142ZM155 257H157V258H155ZM170 257H173V258H170ZM213 257H214V259H213ZM237 257H238L239 260L237 259ZM250 257H252V258H250ZM158 258L160 260L163 259V258H165V259L163 260V262H161L162 260L160 261ZM207 258H209V259H207ZM210 258H212L214 261L212 259H210ZM169 259H171V260H169ZM218 259H220V260H218ZM113 260L115 261L114 263H113ZM131 260L129 261L130 264H132ZM158 260H159V262H158ZM166 260L168 262H166ZM179 260H181V263H180ZM124 261H122L123 264L125 263ZM127 261H126V263H127ZM172 261H174V262H172ZM142 262H141V264H142ZM230 262H232V263H230ZM137 263L139 264L140 262H137ZM263 264H264V262H263Z\"/></svg>", "mask_w": 264, "mask_h": 264}, {"label": "bare ground", "instance_id": "obj_2", "mask_svg": "<svg viewBox=\"0 0 264 264\" xmlns=\"http://www.w3.org/2000/svg\"><path fill=\"white\" fill-rule=\"evenodd\" d=\"M8 1L9 0H0V106H2L3 108H5L4 110H5V114L3 113L4 112V110L1 112V113H3L5 116H7L6 118H8V117H10V120H12V121H14L13 120V118L18 122V118H19V116H20V112H21V114H24L25 116H27V115H30V114H28L29 113V111L31 112V118L29 119V122H37V121H40V123H42V122H44L46 125L48 124V125H50L49 127H51V125L53 126H55L56 124L57 125H59V128H62L63 127V129H64V131L65 132H63L64 134L63 135H60V137L63 139V142L66 144V145H68L69 143V141L67 142V139H66V137H68V136H66V134L67 133H70V129L66 126L67 124H65V123H67V122H70L69 121V119H70V115H62V111H61V113H59L58 112V108H62V106H63V103H62V106H61V102H60V99H59V96H61V92L63 93L64 91V94L66 95V92H67V95L66 96H71L70 98H71V101H70V103H71V105L73 104V103H75V102H77L76 101V98L78 97H80V100H81V98H83V100H85L84 99V96H85V93H83V92H85V91H81L82 93H83V95H82V93L80 92V84H81V82L83 81V79H81L82 81H78V80H80V79H78L77 80V78H76V76L74 75V71L72 70V68H71V70H69L68 68L69 67H67V66H69V64H68V62H70V61H68L67 62V60H66V62H67V66H64L65 65V63L66 62H62V61H64L65 60V56H63V54H62V52H63V43L64 42H67V46H65L66 48L68 47L72 52H73V50H74V52L73 53H75V51H76V53H78V54H76L77 55V57H75L76 58V62H79V64H80V62L82 63V64H80V65H83L84 64V67H85V69H86V67H88V65H87V63L85 62L86 60H85V58L87 59V61L90 63V61L93 59L94 60V57H99V55H100V53H102L100 56H102V55H104V53H103V51L106 49V48H104V50L102 51V52H100V50H99V54H97V52H98V50L97 49H95L96 47H97V44L94 42V41H92V42H94L93 43V45L94 44H96V47H94L93 45H92V43L90 44V42H89V40H88V42H87V40L85 39L86 37L85 36H87L88 34H86V33H88V32H90L91 33V31H88V32H86L85 34L83 33L84 32V29H88V30H90L91 28H90V26H91V24H90V26H88L87 28H84V24H86V26H87V23H88V20H86L85 19V17H84V15L86 16V18L90 15V16H93L94 15V17H95V13H97L96 11H95V13L92 15V14H88V16H87V14H82L83 15V17H84V19H82V15H81V13H83L82 11H89L88 10V8H82V6L84 5V4H86L85 2H84V4H83V1L84 0H23L21 3H22V6H24L25 5V7H27L26 9H27V13H29V17H32V19L33 20H36V21H38L39 22V24H40V26L39 27H37L36 25H34L33 23V20H31L32 21V23H31V21H30V19H26V18H28V17H26L27 16V14L26 15H22V13H20L17 9L15 10V9H13V10H11L9 7H11L12 6V4L11 5H9L8 4ZM10 1H12V0H10ZM18 1V0H17ZM21 1V0H20ZM86 2H87V0H85ZM89 2H90V0H88ZM91 1H93L94 2V0H91ZM96 1V0H95ZM100 1H102V0H100ZM107 1V0H106ZM106 1H105V3H106ZM110 1V0H109ZM112 1V0H111ZM110 1V2H111ZM117 1V0H116ZM123 2L121 3V5H120V7L121 8H119V6H115V11H116V9H121L120 10V13L118 12V14H116V12L114 11V13L111 11L114 7H112L115 3H120L121 2V0H119V1H117V2H115V3H110V2H108V3H110L109 5L111 6H109L110 8H112L109 12H112V14H115L114 15V18L113 19H115V18H117L116 19V21H119L120 22V20H122L120 23H122L123 24V26H124V24H125V26L127 27V25L126 24H128L131 20H132V16H130L131 14V12H133V11H135L134 9H132V8H134V7H136L137 9H138V11H140V13L138 12V11H135V12H137L138 13V15L141 17L142 16V18H141V20L144 18L143 16H145L144 14H146L147 15V17L150 15V14H147V10L149 9V8H151V14H155L154 13V10L155 11H158V7H159V5L160 4H162V0H122ZM164 1V6H167L166 4H165V1L166 0H163ZM184 1V0H183ZM255 1H257V0H211V4L209 5V7L207 8V10H206V14H204L205 16H206V19H205V21H202L203 19H201V23L203 22V24L206 22V24L208 23L207 21H209L210 23H213V20H211V17H213V16H215V15H217L218 13H220L221 12V14H223V21H222V27H221V29H220V31H218V32H216L215 33V35H210V34H205L206 35V38H204V34H196L197 33V31H196V37H195V34H193L192 36L193 37H195L194 39H195V41H196V44L198 45L197 47H195V49H197V55H198V57H197V59H198V61H197V59H196V62H198L200 65H202V64H204V65H209L208 67H207V65L205 66V68H203V69H205L204 71H202L203 69L201 68V67H203V65L200 67V69H202L200 72H201V74H203V72H204V75H206V76H204L205 77V80H203V81H206V82H204V83H206L205 85H207V86H209V87H211L213 84H216L215 86H218L217 84L218 83H216L217 81H214L215 80V78H216V75L221 71V70H223L224 68H232V72L230 73V74H234V75H236L234 72H235V70L237 71V69H241L242 67V65L244 64L243 62H246V58H244L243 59V57H244V54H245V56H250V55H252V53L254 54V52H256V47H255V42L256 41H254V39L252 38V37H254V33H256L255 31H257V30H259L260 29V32H261V28H258L257 30L255 29V30H253V22L256 20V22H254V24L255 25H259V24H257L258 22H257V17L259 16L260 18H261V16L260 15H258V14H261V13H259V11H261L262 9H264V8H261V10H259L258 9V14H256L255 12V10H253V9H255V7H256V5L258 4V2H260V3H264L263 1H261V0H258V2H257V4L255 3V7H251V5L253 6V4H254V2ZM93 2H91V3H93ZM99 2V1H98ZM103 2V1H102ZM172 2V1H171ZM171 2H169V1H167L166 3H171ZM174 2V1H173ZM176 2V1H175ZM179 2V1H178ZM187 2H188V0H187ZM187 2H184V4L185 3H187ZM189 2H191V1H189ZM189 2H188V4H189ZM193 2H194V0H193ZM192 2V3H193ZM9 3H12V2H9ZM16 3V2H15ZM18 3V2H17ZM91 3H89L90 4V6H91ZM100 3V2H99ZM183 2H181V4H182ZM253 3V4H252ZM8 4V5H7ZM172 4V3H171ZM180 4V5H181ZM195 4V3H194ZM15 5V8H16V4H13V6ZM18 5H20V4H18ZM93 5H95L96 6V4H95V2H94V4H92V7H93ZM100 5V4H99ZM105 5V4H104ZM108 5V4H107ZM163 5V4H162ZM189 5H193V4H189ZM188 5V6H189ZM238 5V7H240V5H244L243 7L244 8H246V10L248 9L246 6H248V7H251V8H253V9H248V11L249 12H245V13H247L246 14V16L248 15V13H250L249 14V16H248V18L247 19H249V17L251 16V18L250 19H253L252 18V16H255V14L257 15V19L254 17V19L253 20H248V22H247V25L245 24V30H246V32H245V34H246V38L245 37H242L243 38V40L244 39H246V41H248L247 42V45L245 44V45H243L242 46V48L245 46V48H241V49H237V44L239 45V41H240V38H241V36L239 35L240 34V32H237L235 35H237V36H235L234 35V33L232 34L231 32V28H232V26H233V24H235L234 22H236L238 19H240V18H242L241 16H240V13L241 12H239V13H237V10L235 11H232V13L231 14H229L231 11V9L233 10L234 8L235 9H239V8H237V7H234V6H237ZM261 5V4H260ZM259 5V6H260ZM3 6L4 7H7V9L9 8L11 11H9L8 10V12L6 11L7 9L6 8H3ZM9 6V7H8ZM22 6H20V7H22ZM89 6V5H88ZM88 6H86V7H88ZM102 6V5H101ZM170 6V5H169ZM242 6H241V8L240 9H243L242 8ZM258 6V5H257ZM259 6L257 7V8H259ZM25 7H23V8H25ZM92 7H90V8H92ZM100 7V6H99ZM103 7V6H102ZM132 7V8H131ZM163 6H161V8H162ZM172 7V6H171ZM173 7H175V6H173ZM176 7H177V5H176ZM175 7V8H176ZM184 7V6H183ZM261 7H263V5L261 6ZM13 8V7H12ZM131 8V9H130ZM161 8H159V10L161 9ZM174 8V9H175ZM197 8V7H196ZM257 8H256V10H257ZM93 9H95V8H93ZM92 9V10H93ZM97 9H98V5H97ZM96 9V10H97ZM101 9V8H100ZM105 9H107V8H105ZM118 9V10H119ZM163 9H165V10H167V8L165 7V8H163ZM163 9H161V11H163ZM168 9H170V7H168ZM177 9V8H176ZM180 9V8H179ZM190 9V8H189ZM239 9V11H242V10H240ZM114 10V9H113ZM130 10H133V11H131L130 13H129V11ZM164 10V12H162V13H164L165 14V16H166V14H170L169 13V11L167 10V11H165ZM181 10V9H180ZM186 10H188L187 8H186ZM230 12H229V11ZM23 11H24V9H23ZM26 11V10H25ZM94 11V10H93ZM99 11V10H98ZM149 11H150V9H149ZM160 11V12H161ZM176 11V10H175ZM179 11V10H178ZM182 11H184V10H182ZM189 11V10H188ZM191 11H192V9H191ZM191 11H189V12H191ZM227 11L229 12L228 14H227ZM252 11V12H251ZM253 11H255L254 13H253ZM159 12V11H158ZM170 12H171V10H170ZM180 12V11H179ZM243 12V11H242ZM85 13V12H84ZM89 13V12H88ZM108 13V12H107ZM137 13H134V14H136V16H137ZM186 13V12H185ZM194 13V12H193ZM262 13H264L263 12V10H262ZM101 14H103L102 12H101ZM101 14H99V15H101ZM104 14H105V12H104ZM111 14V15H112ZM127 14H129L128 16H127ZM164 14H161V16L163 15L164 16ZM181 14V13H180ZM224 14H226V15H224ZM253 14V15H252ZM31 15V16H30ZM118 15V16H117ZM173 14H171V16H172ZM242 15V14H241ZM264 15V14H263ZM103 17L105 16V15H102ZM107 16H109V14L107 15ZM130 16V17H129ZM155 16V15H154ZM153 16V17H154ZM191 16V15H190ZM203 16V15H202ZM226 16H228V17H226ZM240 16V17H239ZM244 16H245V14L243 13V18H244ZM245 16V17H246ZM100 17V16H99ZM106 17V16H105ZM110 17V16H109ZM113 17V16H112ZM130 19H129V18ZM147 17H145V18H147ZM151 17V16H150ZM149 17V18H150ZM156 17V16H155ZM176 17H178V16H176ZM97 18V17H96ZM107 18V17H106ZM133 18H136V17H134L133 16ZM179 18V17H178ZM208 18V19H207ZM236 18V19H235ZM92 19V18H91ZM99 20H100V18H98ZM97 19V20H98ZM102 19V18H101ZM104 19V18H103ZM128 19H129V21H128ZM138 19V18H137ZM148 19V18H147ZM190 19V18H189ZM247 19H242L243 21H245V20H247ZM98 20V21H99ZM107 19H105V21H106ZM111 20H112V18H111ZM144 20V19H143ZM150 20V19H149ZM148 20V21H149ZM155 20V19H154ZM154 20H152V21H154ZM176 20H179V19H176ZM175 20V21H176ZM113 21V20H112ZM137 21V20H136ZM135 21V19L133 20V24H134V22H136ZM140 21V20H139ZM138 21V22H139ZM192 21V20H191ZM194 21V20H193ZM251 21H253L252 23H251ZM258 21H259V19H258ZM55 22H56V24L57 25H55ZM89 22H90V20H89ZM91 22H92V20H91ZM94 23L96 22V20L95 21H93ZM132 22V21H131ZM130 22V24H132ZM137 22V23H138ZM142 22V21H141ZM141 22H140V24H141ZM197 22L198 21H196V24H197ZM108 23V22H107ZM110 23H111V21H110ZM114 23V22H113ZM119 23V27L120 28H123L121 25L122 24H120ZM155 22H153L152 24H154ZM176 23V22H175ZM200 22H199V24H201ZM243 23V26L241 25V27H243V29H244V22H242ZM241 23V24H242ZM246 23V22H245ZM36 24V23H35ZM101 23H98V25H100ZM116 24V27H118V25H117V23H115ZM129 24V25H130ZM132 24V25H133ZM139 24V23H138ZM142 24H143V22H142ZM150 24V23H149ZM149 24H148V27H149ZM192 24H194L195 26H197L194 22L192 23ZM202 24V25H203ZM206 24L205 25H203L204 27L206 26ZM89 25V24H88ZM94 25H96V23L95 24H93V26ZM103 25V24H102ZM106 25H108V24H104V26H106ZM110 26L111 25H113V26H115L114 24H109ZM135 25V24H134ZM155 26H157L156 25V23L154 24ZM154 25H153V27H154ZM193 25V28L195 27ZM201 25V26H202ZM213 25V24H212ZM261 25V24H260ZM259 25V26H260ZM104 26H102V27H104ZM124 26V27H125ZM137 26V25H136ZM140 26V25H139ZM189 26H191V24H189ZM208 26V25H207ZM214 26V25H213ZM258 26V27H259ZM99 27V26H98ZM117 28L119 31H122L120 28ZM133 27V26H132ZM152 26H150V28H151ZM152 27V28H153ZM255 27H257V26H255ZM254 27V28H255ZM261 27V26H260ZM84 28V29H83ZM93 28V27H92ZM95 28V27H94ZM112 29H113V27H111ZM131 28V27H130ZM135 28V27H134ZM134 28H132V29H134ZM137 28V27H136ZM135 28V29H136ZM145 28V27H144ZM149 28V30H151L152 31V29H150ZM196 28H200V26L199 27H195V29ZM234 28V27H233ZM263 28V27H262ZM99 29V28H98ZM97 29V30H98ZM116 28L114 29V30H117ZM124 29H126V28H124ZM123 29V30H124ZM129 29V28H128ZM138 29V28H137ZM143 29V28H142ZM142 29H140V30H142ZM191 29H192V27H191ZM202 29V28H201ZM201 29H200V31H201ZM242 29V28H241ZM242 29V30H243ZM96 30V31H97ZM100 30V29H99ZM98 30V31H99ZM101 30H102V28H101ZM117 30V31H118ZM149 30H145V33L146 34H148L147 32L149 31ZM197 30V29H196ZM95 31V32H96ZM108 31V30H107ZM112 31V30H111ZM126 31V33L129 31V30H125ZM124 31V32H125ZM130 31H131V29H130ZM129 31V32H130ZM135 31V30H134ZM147 31V32H146ZM150 31V32H151ZM155 31H156V29H155ZM155 31H153L152 32V34H155ZM171 31V30H170ZM174 31V30H173ZM177 31V30H176ZM190 31V30H189ZM45 32H49V34L51 33V35H52V33L55 35V37L57 38L58 37V39H63L64 41H63V43L61 42L60 44H61V46H63L62 47V49L60 50V44L58 45V46H56V45H54L53 44V46H52V44L51 43H55V44H57V43H59L60 41H58L57 43L55 42V41H53V42H51V43H49L48 42V38L46 39V37H48V36H46L45 37V35H44V33ZM95 32L93 33V36L91 35L90 37H92V38H94L96 35H95ZM113 32V31H112ZM115 32V31H114ZM123 31L121 32V36H120V33L119 32H117V33H119V36L121 37V39L120 40H124L123 38H124V36H127L128 34H130V33H128V34H126V35H124L123 33H124ZM133 32V31H132ZM138 32V31H137ZM140 32V31H139ZM142 32V31H141ZM168 32V31H167ZM172 32V31H171ZM175 32V31H174ZM199 32V31H198ZM76 33V35H74ZM91 33V34H92ZM99 33V32H98ZM110 33V32H109ZM134 33V32H133ZM143 33V32H142ZM177 33H179L178 31H177ZM189 33L190 32H188V35H189ZM264 33V32H263ZM47 34V33H46ZM49 34H47V35H49ZM135 34V33H134ZM138 36H139V33H136ZM168 34V33H167ZM171 34V33H170ZM181 33H179V35H180ZM183 34V33H182ZM243 34V36L245 35L244 34V32L243 33H241V35ZM50 35V36H51ZM85 35V36H84ZM100 35V34H99ZM115 35H116V33H115ZM131 35H133V34H131ZM137 35H135V36H137ZM145 35V34H144ZM149 35V34H148ZM159 35V37H161L160 36V34L157 32L155 35H149V37L148 36H146L145 35V37H148V38H146V40H144V41H142L143 42V44H142V46H140L139 44V46L142 48V49H145V47L147 48L148 47V43H150L148 40H149V38H153L154 39V37H155V39H156V37ZM161 35H164V36H162V38L164 37V38H166L165 36H166V34H161ZM172 35V34H171ZM171 35H168V36H170L171 37ZM191 35V34H190ZM253 35V36H252ZM50 36H49V39H50ZM97 36H98V34H97ZM100 36H103V34L102 35H100ZM106 36V35H105ZM104 36V37H105ZM108 36H109V34H108ZM113 36V35H112ZM117 36V35H116ZM140 36H142V35H140ZM248 36V37H247ZM53 35L51 36V38L53 39ZM54 37V38H55ZM88 37V36H87ZM99 37V36H98ZM144 37V38H145ZM173 37H176V35L175 36H173ZM173 37H172V39H173ZM191 37V36H190ZM89 38V37H88ZM100 38V37H99ZM98 38V42L100 41V40H102V38L101 39H99ZM105 38H107V37H105ZM104 38V39H105ZM110 38V37H109ZM115 38H117V37H115ZM133 38V37H132ZM141 39H143L142 37H140ZM139 38V39H140ZM176 38H178V36L176 37ZM180 38V37H179ZM192 38V37H191ZM226 38H229L227 41H226ZM264 38V37H263ZM51 39V40H52ZM60 39V40H61ZM89 39H91V38H89ZM95 39V41L97 42V38H94ZM94 39H92V40H94ZM111 39V38H110ZM113 39H114V37H113ZM134 39V38H133ZM137 39V38H136ZM135 39V41L137 42V40ZM157 39H158V37H157ZM172 39H171V42H173L172 41ZM182 39H183V37H182ZM182 39H181V41L180 42H183L182 41ZM252 39H253V41H252ZM51 40H49V41H51ZM54 40V39H53ZM109 40V39H108ZM116 40V39H115ZM129 40H131V39H129ZM159 40V39H158ZM158 40H157V42H158ZM161 40V39H160ZM170 39L168 38H166L165 40L163 39V42H158L157 44H159L157 47H156V45L155 44H153L154 46H152L151 44H150V46L153 48V49H155L154 50V52L153 51H150V52H152V57H150L149 59V62H147L146 61V59H147V56H149V55H146V56H144V54H143V56L146 58L145 59V61L147 62V64H145L146 62L145 61H143L144 62V65H146L144 68H145V70H143L142 72L140 71V73H143V74H141V75H143V76H141V77H144V79L143 78H141V77H139L140 79V83H135V84H133L132 86H134V90L138 93V96H139V93H140V95H144V96H152V94H153V97H154V95L156 96L155 98H156V102L158 103H156V105L154 104V103H152L153 104V110L155 109V111L154 112H156V115H157V112L159 113L160 112V114H162V110H169L171 113H172V115L174 116H176V115H178V113H180L181 115H178V117L179 116H181V118L184 116H187L188 115V113H187V115L185 114L186 113V111L184 110V109H187V108H189V107H187L186 108V106L185 105H187V104H185L184 105V109H182V110H184L183 111V113L185 114V115H183V113H181V111L182 110H180L179 109V107H177V105H176V107L179 109V111L180 112H178L177 110H175V109H177V108H175V106H169L168 108H166V105L168 104V103H170V102H172V100H177V98H178V96H180V95H178V91H177V89L176 88H178V86H176L177 84H179V83H177L178 81H180L179 79H178V77L180 76H177L178 74L177 73H179V71L177 70V69H181V67H179L182 63H181V61L179 60V59H181V57H179L178 55H179V53L177 54L176 53V46L175 45H169V43L170 42H168ZM180 40V39H179ZM193 40V39H192ZM192 40H190V41H192ZM242 39H241V41H243ZM258 40V39H257ZM102 41H104V40H102ZM125 41H127V39H125ZM133 42H135L134 40H132ZM132 41H131V43H132ZM139 41V40H138ZM176 41V40H175ZM175 41H174V43H175ZM245 40H244V42H246ZM106 42V41H105ZM105 42H103V43H105ZM112 42H114V41H112ZM111 42V43H112ZM118 42H120V41H118ZM123 42V41H122ZM121 42V43H122ZM135 42V43H136ZM139 42H141V41H139ZM179 42V43H180ZM237 42H239V43H237ZM260 42V41H259ZM258 42V43H259ZM102 42L101 43H98L100 46H101V44H102V46L104 45ZM110 43V44H111ZM115 44H116V46H117V49H119L120 50V48H121V51H120V53L122 54V51H123V49H122V47L121 46H119L118 47V45H117V43L116 42H114ZM130 43V42H129ZM135 43H133V44H135ZM178 43V42H177ZM195 43V42H194ZM241 43H243V42H241ZM66 43H64V45H65ZM109 44V43H108ZM107 44V45H108ZM118 44H120V43H118ZM123 44V43H122ZM121 44V45H122ZM126 44V43H125ZM132 44V45H133ZM176 44V43H175ZM181 44V43H180ZM179 44V46H181ZM183 44V43H182ZM261 44V43H260ZM184 46H185V44H183ZM193 45V44H192ZM191 45V46H192ZM241 45V44H240ZM259 45V44H258ZM106 46V45H105ZM112 46H114L113 45V43H112ZM123 46V45H122ZM125 46V45H124ZM135 46V45H134ZM136 46H137V44H136ZM173 46H175V47H173ZM188 46V45H187ZM187 46H186V49L185 50H187ZM196 46V45H195ZM257 46V45H256ZM89 47V48H88ZM115 47V46H114ZM126 47H128V45L126 46ZM125 47V48H126ZM154 47H156V48H154ZM182 47V46H181ZM254 47H255V49H254ZM67 48V49H68ZM92 49V50H97L96 52H94V54L95 55H97V56H94L93 58L92 57H89L90 55H88L85 51H88V49ZM102 48V47H101ZM102 48V49H103ZM130 48V47H129ZM132 48H133V46H132ZM137 47H135V49H136ZM150 48V47H149ZM151 48V49H152ZM191 48H193V47H191ZM53 49V50H52ZM111 49V48H110ZM114 49V48H113ZM127 49V48H126ZM180 50H181V48H179ZM184 49V48H183ZM53 51V53H51L52 51ZM112 50V49H111ZM115 50V49H114ZM128 50V49H127ZM130 50V49H129ZM138 50H140V48L138 49ZM179 50V51H180ZM70 51V52H71ZM91 51V50H90ZM107 51V50H106ZM117 51V50H116ZM134 50H132V54L133 53H135V51L133 52ZM141 51V50H140ZM147 51H148V49H147ZM190 51V50H189ZM193 51V50H192ZM64 52H65V50H64ZM111 52V51H110ZM119 52V51H118ZM138 52V51H137ZM137 52H136V54H137ZM185 52V51H184ZM68 53H69V51H68ZM84 53H86L87 54V56H88V58H87V56L85 57L84 55H86V54H84ZM92 53V52H91ZM90 53V54H91ZM123 53H125L124 51H123ZM130 53V52H129ZM145 53V52H144ZM175 53L177 54V55H175ZM234 53H237L236 55H233ZM70 54V53H69ZM68 54V55H69ZM110 54V53H109ZM114 54H115V52H114ZM118 53L116 52V55H117ZM126 54H128V52L126 51ZM141 54H142V52H141ZM150 54V53H149ZM181 54V53H180ZM183 54H185V53H183ZM182 54V55H183ZM195 54H196V52H195ZM67 55V56H68ZM105 55L107 56V54H106V52H105ZM111 55V54H110ZM115 55V56H116ZM129 55V54H128ZM131 55V54H130ZM134 55V54H133ZM150 55V56H151ZM190 55H193V54H190ZM62 56L64 57V60L63 59H61L62 58ZM75 56V55H74ZM91 56H92V54H91ZM106 56H105V58H106ZM114 56V55H113ZM121 57H124V55H120ZM127 56V55H126ZM132 56V55H131ZM131 56H128V57H131ZM187 56V55H186ZM195 56V55H194ZM85 57V58H84ZM97 57V58H98ZM116 57H119V55L118 56H116ZM128 57H127V59H125V60H128ZM179 59H178V58ZM67 58V57H66ZM69 58V57H68ZM92 58V59H91ZM100 58H102V57H100ZM100 58H98V60L100 61ZM104 58V56H103V58H102V60L104 59V60H106ZM113 58V57H112ZM126 58V57H125ZM88 59H91V60H88ZM108 59V58H107ZM117 59V58H116ZM114 60V58H113V61H117V60ZM124 58H122V60H123ZM183 59H184V57H183ZM186 59H187V57H186ZM188 59H189V57H188ZM238 59V60H237ZM70 60V59H69ZM72 60V59H71ZM92 60V61H93ZM103 60V61H104ZM112 59H110V61H111ZM120 60H121V58H120ZM194 60V59H193ZM248 61H249V58L247 59ZM251 60V59H250ZM95 61H96V59H95ZM103 61H100L102 64H103ZM186 61V60H185ZM190 61H191V58H190ZM243 61V62H242ZM247 61V62H248ZM72 62V61H71ZM104 62H106V61H104ZM109 62V61H108ZM118 62H119V60H118ZM123 62H124V60H123ZM128 62H130L129 60H128ZM189 62V61H188ZM187 62V64L189 65V63ZM64 63V64H63ZM92 64H89V66H91V65H93L94 63L93 62H91ZM100 63V64H101ZM181 63V64H180ZM194 63H195V61H194ZM198 63H197V65H198ZM71 64V63H70ZM79 64H78V67H79ZM95 64H99V62L97 61V63H95ZM102 64L100 65V66H102ZM113 64H114V66H115V64L116 63H114L113 62ZM118 64V63H117ZM116 64V65H117ZM126 64V63H125ZM141 64H143V63H141ZM178 64H180V65H178ZM186 64V65H187ZM190 64H191V62H190ZM87 65V66H86ZM111 65H112V63H111ZM127 65V64H126ZM186 65H184V66H186ZM191 65H193V64H191ZM190 65V66H191ZM246 65L248 66V64L246 63ZM64 66V67H63ZM74 66V65H73ZM105 66V65H104ZM140 66L141 65H139V69H140ZM181 66H183V65H181ZM195 66V65H194ZM250 66H251V64L249 65V68H250ZM67 67V68H66ZM106 67V66H105ZM104 67V68H105ZM129 67V66H128ZM131 67H133V66H131ZM142 67V66H141ZM176 67H179V68H177L176 69ZM193 67V66H192ZM199 67V66H198ZM197 67V68H198ZM241 67V68H240ZM246 67V66H245ZM74 68V67H73ZM83 68V67H82ZM93 68H95V66L93 67ZM104 68H102L103 70H104V73H106L107 71V69L105 70ZM107 68V67H106ZM114 68V67H113ZM138 68V67H137ZM188 67H186V69H187ZM196 68V67H195ZM194 68V69H195ZM207 68V69H206ZM75 69V68H74ZM78 70L79 69H81V68H77ZM84 69V68H83ZM88 69V68H87ZM138 69V70H139ZM185 69V68H184ZM245 68H243L242 70H244ZM89 70H91V71H88V75H87V72H86V74H83V75H85V76H89L87 79H90V72L92 73L93 71L92 70H94V69H92V68H90ZM177 70V71H176ZM198 70H199V68H198ZM246 70H248V69H246ZM73 71V72H72ZM96 71V75H98L97 77H100V75L99 74H97V69L95 70ZM101 71V75H102V70H100ZM106 71V72H105ZM182 71V70H181ZM184 71V70H183ZM189 71V70H188ZM240 71V70H239ZM79 72V71H78ZM83 72V71H82ZM81 72V73H82ZM85 72H83V73H85ZM109 72H111V71H109ZM186 72V71H185ZM184 72V73H185ZM189 72H191V71H189ZM207 72H208V74H207ZM242 72V71H241ZM113 73H114V71H113ZM139 73V74H140ZM188 73V72H187ZM93 74H95V72H93ZM92 74V75H93ZM107 74V73H106ZM106 74H104V75H106ZM183 74V73H182ZM181 74V75H182ZM186 74V73H185ZM189 74V73H188ZM191 74V73H190ZM82 75V76H83ZM108 75V74H107ZM110 75V74H109ZM194 75V73L192 74V76ZM244 75V74H243ZM78 76H80V74H78ZM82 76H80V78H82ZM192 76H189L190 78H192ZM202 76V75H201ZM231 76V75H230ZM233 76V75H232ZM92 77H94V75L93 76H91V79H90V81L89 80H87V79H85L84 81H85V83H83V84H85V86H88V85H91L92 86V80H94V79H96V78H92ZM103 77H106V76H102L101 78H103ZM112 77V76H111ZM234 77V76H233ZM236 77V76H235ZM79 78V77H78ZM86 78V77H85ZM107 78V77H106ZM181 78H183V76L181 77ZM198 78V77H197ZM203 78V77H202ZM201 78V79H202ZM228 78V77H227ZM263 78V77H262ZM100 79V78H99ZM98 78H97V81L99 80ZM104 79V78H103ZM137 79V78H136ZM142 79V80H141ZM184 79V78H183ZM182 79V80H183ZM193 79V78H192ZM191 79V80H192ZM199 79V78H198ZM230 79V78H229ZM232 79V78H231ZM261 79V78H260ZM54 80H56V82H57V84L58 85H60L61 87H60V89L63 87V89H61V91H59V89L57 90V88H56V86H55V89H51V87L52 88H54V86L52 85V82L54 81ZM75 80H77V82L76 83H73V82H75ZM89 81L90 82V84H89V82H87V81ZM187 80V79H186ZM189 80V79H188ZM186 81V82H188L189 83V81ZM227 80V79H226ZM259 80V79H258ZM258 80H257V82H258ZM262 80H264V79H262ZM96 81V80H95ZM94 81V82H95ZM96 81V82H97ZM202 81V82H203ZM214 81V82H213ZM224 80H222L221 82H223ZM250 81V80H249ZM95 82V83H96ZM99 82H101V84H102V80H99L98 82H97V84L99 83ZM182 82V81H181ZM209 82H210V84H209ZM247 82V81H246ZM246 82H245V84H246ZM262 82V81H261ZM87 83H88V85H87ZM259 83V82H258ZM76 84V85H75ZM83 84H81L82 86H83ZM94 84V83H93ZM101 84H100V86H101ZM184 84V83H183ZM203 84V83H202ZM201 84V85H202ZM224 84V83H223ZM221 85V84H220ZM249 85V84H248ZM262 85V84H261ZM81 86V87H82ZM180 86V85H179ZM184 86H187V84L186 85H184ZM184 86L182 87L183 88V91L184 92H186L185 90H184ZM215 86H213V87H215ZM224 86V85H223ZM89 88H90V86H88ZM96 87V86H95ZM106 87V86H105ZM203 88H205L204 86H202ZM221 87H222V85H221ZM133 88V87H132ZM202 88V89H203ZM207 88V87H206ZM216 88V87H215ZM214 88V89H215ZM188 89V88H187ZM192 89V88H191ZM212 90L213 92L215 91V90ZM86 90V89H85ZM89 90V89H88ZM179 90V89H178ZM190 90V89H189ZM203 90H205V89H203ZM208 90V89H207ZM207 90H206V92H207ZM257 90V89H256ZM260 91H261V89H259ZM193 91V90H192ZM196 91V90H195ZM223 91V90H222ZM264 91V90H263ZM91 92V91H90ZM95 92V91H94ZM97 92H99V91H97ZM188 92V91H187ZM190 92V91H189ZM188 92V93H189ZM199 92H200V90H199ZM205 92V93H206ZM226 92V91H225ZM259 92V91H258ZM68 93H69V95H68ZM180 93V92H179ZM187 93V94H188ZM192 93V92H191ZM202 93V92H201ZM200 93V94H201ZM261 93V92H260ZM263 93V92H262ZM261 93V94H262ZM93 94V93H92ZM146 94V95H145ZM181 94V93H180ZM184 94V93H183ZM186 93H185V95H183L184 97L187 95ZM196 94H198V93H196ZM208 94V93H207ZM209 94H210V99L211 100H216V98H217V100H216V103H217V106L216 105H214L215 107V109L220 113V111H224V109H223V107H222V105L221 104H223V103H225V102H223V103H221L222 101H224L222 98V100L220 99V97L218 98V97H216L215 98V96H214V94L213 93H211V89H210V91H209ZM261 94H260V96H261ZM72 95H75V97H73ZM91 95V94H90ZM143 95H142V98H143ZM195 95V94H194ZM203 95H204V93H203ZM206 95V94H205ZM253 95V94H252ZM62 96H63V94H62ZM61 96V99L63 98ZM66 96H64L65 98H66ZM102 96V95H101ZM105 96V95H104ZM146 96V97H147ZM182 96V97H183ZM207 96V95H206ZM206 96H204V97H206ZM209 96V95H208ZM87 97V96H86ZM152 97V98H153ZM181 97V96H180ZM183 97V98H184ZM190 97H192V95L190 96ZM204 97H202V98H204ZM223 97V96H222ZM254 97H256L255 95H254ZM264 96H263V94H262V98H263ZM68 98V97H67ZM89 98V97H88ZM87 98V99H88ZM98 98V97H97ZM96 98V99H97ZM145 98V97H144ZM144 98H143V100H144ZM207 98V97H206ZM225 98V97H224ZM249 98V97H248ZM257 98H258V95H257ZM94 99V98H93ZM92 99V100H93ZM96 99H94V100H96ZM138 99H139V97H138ZM150 99H151V97H150ZM250 99V98H249ZM254 99V98H253ZM78 100V99H77ZM103 100V99H102ZM105 100H106V98H105ZM152 100H154V99H152ZM204 100H206V99H204ZM210 100V101H211ZM259 100H260V98H259ZM258 100V101H259ZM263 100V99H262ZM66 101V100H65ZM64 101V104H65V106H66V109H67V105H69V106H71L68 102H69V100H67L68 102V104H66V102ZM140 101V100H139ZM192 101V100H191ZM207 101H208V99H207ZM206 101V102H207ZM227 101V100H226ZM250 101H251V99H250ZM253 101V100H252ZM252 101H251V103H252ZM88 102H91L90 100L88 101ZM93 102V101H92ZM99 103L101 102V100L100 101H98ZM97 102V103H98ZM154 102V101H153ZM205 102V101H204ZM262 102V101H261ZM261 102L259 103L260 105H262L261 104ZM42 103V105H43V108H44V110H42V106L40 105ZM96 103V104H97ZM146 103V102H145ZM188 103H190V101L188 102ZM213 103H215V102H213ZM213 103H211L212 104V106H213ZM215 103V104H216ZM242 103V102H241ZM247 103V102H246ZM248 103H250V102H248ZM250 103V104H251ZM257 103V104H258ZM263 103V102H262ZM5 104H7V105H5ZM77 104V103H76ZM75 104V105H76ZM78 104H79V102H78ZM88 104V103H87ZM149 104H151V103H149ZM192 104H193V102H192ZM226 104V103H225ZM225 104H223L224 106H225ZM250 104H248V105H250ZM255 104H256V102H255ZM38 105H40L39 107H37V109H38V111H37V109H36V111H34L35 110V106H38ZM74 104H73V106H75ZM83 105H84V102H83ZM103 105V104H102ZM244 105H247V104H244ZM77 106V105H76ZM75 106V107H76ZM97 106V105H96ZM121 106V105H120ZM146 106H147V104H146ZM149 106V105H148ZM188 106H190V105H188ZM199 106V105H198ZM201 106V105H200ZM206 106H207V104H206ZM211 106V107H212ZM251 106V105H250ZM35 107V108H34ZM78 107V106H77ZM80 107H81V104H80ZM79 107V108H80ZM86 107V106H85ZM87 107H88V105H87ZM122 107V106H121ZM149 107H152V105L151 106H149ZM149 107H147V108H149ZM183 106H180V108H182ZM192 107V106H191ZM210 107V106H209ZM248 107V106H247ZM253 107V106H252ZM257 107V106H256ZM262 108H264L263 107V105L261 106ZM1 108V107H0ZM55 108V109H54ZM72 108V107H71ZM74 108V107H73ZM73 108H72V110H73ZM78 108V109H79ZM83 108H84V106H83ZM101 108V107H100ZM99 108V109H100ZM193 108V107H192ZM191 108V109H192ZM195 108H196V105H195ZM201 108V107H200ZM200 108H199V110H200ZM242 108V107H241ZM16 109H18V110H16ZM21 109V110H20ZM42 111H41V110ZM56 109H58L57 111H56ZM75 109V108H74ZM77 109V110H78ZM88 109H90V108H88ZM98 109V108H97ZM98 109V110H99ZM197 109H198V107H197ZM202 109V108H201ZM210 109H212V108H210ZM240 109V108H239ZM238 109V110H239ZM248 109V108H247ZM246 109V110H247ZM253 108H251V110H252ZM40 110V111H39ZM61 110H65V107H64V109H61ZM70 111H71V109H69ZM151 110V109H150ZM175 110V111H174ZM193 110V109H192ZM202 110H204V109H202ZM214 110V109H213ZM212 110V111H213ZM254 110V109H253ZM256 110V109H255ZM261 110V109H260ZM259 110V111H260ZM264 110V109H263ZM263 110L262 111H260V114L263 112ZM0 111H1V109H0ZM34 111V112H33ZM67 111V110H66ZM84 111V110H83ZM92 111H94V110H92ZM176 111L178 112L177 114H176ZM188 111H190V110H188ZM232 111H234L235 112V109H233ZM19 112V113H18ZM28 112V113H27ZM101 112V111H100ZM105 112H107L106 110H105ZM170 112H168V113H170ZM206 112V111H205ZM226 112V111H225ZM237 112V111H236ZM249 112V111H248ZM0 113V115H1V117H2V119L4 118V116H3V114H1ZM47 113V114H46ZM90 113V112H89ZM89 113H86L85 112V114H87V115H82V116H80V115H78L79 117H81L82 119H88L89 117H87V116H89ZM98 113V112H97ZM108 113H111V112H107V114ZM170 113V114H171ZM221 113H223V112H221ZM220 113V114H221ZM238 113V112H237ZM236 113V114H237ZM47 115V116H45L46 118H49L48 117V115L50 116V121H48V119H43L42 117L44 116V115ZM64 114V113H63ZM70 114V113H69ZM91 114V113H90ZM114 113H112V115H113ZM159 114V116H164L163 118H160L158 115V117L160 118V119H165V116H168L167 115V112H166V114H164L163 113V115H160ZM190 115H191V113H189ZM204 114H208V113H204ZM217 114V113H216ZM220 114L219 115H216V116H219L220 117ZM235 114V115H236ZM239 114V113H238ZM262 114H264V113H262ZM261 114V115H262ZM19 115V116H18ZM102 115V114H101ZM104 115V114H103ZM121 115H122V113H121ZM172 115H169L168 116V118H166L165 120H167L168 119V121H164V120H162L161 122L163 123V125H162V127H164L165 126V128H166V126H168L169 124H170V121L169 120H173V119H175V116L173 117ZM215 115V114H214ZM260 115V116H261ZM23 116V115H22ZM93 116H94V113H93ZM100 116V115H99ZM115 116H116V114H115ZM171 116H172V118H171ZM208 116H209V114H208ZM207 116V117H208ZM222 116V115H221ZM237 116V115H236ZM11 117H12V119H11ZM24 117V116H23ZM22 117V118H23ZM28 117V116H27ZM30 117V116H29ZM64 117V118H63ZM106 117V116H105ZM109 117V116H108ZM118 117V116H117ZM116 117V118H117ZM183 117V119H186V118H184ZM188 117V116H187ZM204 117V116H203ZM206 117V118H207ZM212 117V116H211ZM219 117H218V119L217 118H215L214 120H219ZM223 117V116H222ZM116 118H115V120H116ZM155 118H157V117H155ZM158 118V119H159ZM169 118H171V119H169ZM181 118H179L180 120H181ZM205 118V117H204ZM210 118V117H209ZM26 119V118H25ZM107 119H109V118H107ZM123 118L121 117V119H119V121L120 120H122ZM158 119L157 120H155V121H158ZM179 119H178V121H179ZM191 119V118H190ZM197 119V118H196ZM200 119H202V118H200ZM212 119H213V117H212ZM221 119V118H220ZM248 119V118H247ZM5 120V119H4ZM9 120V118L7 119V123H8V121H10ZM28 120V119H27ZM26 120V121H27ZM31 120V121H30ZM37 120V121H36ZM124 120V119H123ZM177 120V119H176ZM176 120H174V122H176ZM199 120V119H198ZM198 120H197V122H198ZM208 120V119H207ZM213 120V121H214ZM225 120V119H224ZM20 121V120H19ZM24 121V120H23ZM66 121V122H65ZM80 121V120H79ZM83 121H85V120H83ZM113 121V120H112ZM118 121V120H117ZM190 121V120H189ZM201 121V120H200ZM210 121V120H209ZM212 121V122H213ZM222 121H223V119H222ZM4 124H5V121H2ZM2 122H1V119H0V126H1V128L3 127V128H5V126L6 127H8L9 126V123H8V126H7V124L4 126L3 124H2ZM16 122V125H11V126H13V127H19L20 125H18V123ZM29 122H27V124L29 123ZM81 122V121H80ZM79 122V123H80ZM87 122H88V120H87ZM107 122V121H106ZM110 122V121H109ZM121 122V121H120ZM126 122H128V121H126ZM167 122V123H166ZM172 122V124L174 123L173 121H171ZM183 122H185V121H183ZM191 122V121H190ZM204 122V121H203ZM208 121H206V123H207ZM211 122V121H210ZM81 123H85V122H81ZM80 123V125H82ZM119 123V122H118ZM122 123V122H121ZM125 123V122H124ZM155 123V122H154ZM181 123H182V121H181ZM189 123V122H188ZM195 123V122H194ZM225 123V122H224ZM35 124V123H34ZM69 124H71V123H68V125ZM86 124V123H85ZM111 124V123H110ZM109 124V125H110ZM117 124V123H116ZM159 124H160V122H159ZM166 124V125H165ZM172 124H170V126L172 125ZM175 124V123H174ZM172 125V126H175V125ZM177 124L179 125L180 123L179 122H177ZM191 124V123H190ZM196 124V123H195ZM202 124V123H201ZM201 124H199V125H201ZM212 124H214V123H212ZM264 124V123H263ZM18 125V126H17ZM37 125H38V123L36 124V128H37ZM72 125V124H71ZM106 125V124H105ZM119 125V124H118ZM182 125H183V123H182ZM209 125H211V124H209ZM215 125V124H214ZM216 125H217V123H216ZM215 125V126H216ZM219 125H221V124H219ZM261 125V124H260ZM29 126H30V124H29ZM31 126H33L32 125V123H31ZM31 126H30V128H31ZM70 126V125H69ZM88 126V125H87ZM112 126V125H111ZM123 126V125H122ZM129 126H130V124H129ZM168 127V128H172V127ZM188 126V125H187ZM194 126V125H193ZM201 126H203V125H201ZM206 126H207V124H206ZM212 126V125H211ZM218 126V125H217ZM221 126H223V125H221ZM13 127H11L10 129L12 130V129H14ZM38 127L40 128L41 126H39L38 125ZM43 127H45V126H43ZM71 127H73V126H71ZM76 127V126H75ZM96 127H97V125H96ZM98 127H99V125H98ZM97 127V128H98ZM109 127V126H108ZM119 127V126H118ZM125 128H127L126 126H124ZM162 127H159L160 129V131H161V133H162V131H164L165 130V128L164 129H162ZM178 128H179V126H177ZM189 127H191V126H189ZM188 127V128H189ZM197 127H200V126H197ZM213 127V126H212ZM220 127V126H219ZM0 128V129H1ZM2 128V129H3ZM23 128H24V126H23ZM34 128H35V126H34ZM39 128H37V129H39ZM52 128V127H51ZM56 128V127H55ZM55 128L53 129V130H55ZM59 128H56V130H57V132H58V129ZM77 128V127H76ZM85 128V127H84ZM110 128V127H109ZM116 128V127H115ZM192 128V127H191ZM191 128H189L190 129V131H191ZM195 128V127H194ZM203 128V127H202ZM211 128V127H210ZM217 128V127H216ZM257 128H258V126H257ZM260 128V127H259ZM262 128H264V126L262 127V125H261V129ZM9 129V128H8ZM21 130V129H19V128H15V131H17V130ZM33 129V128H32ZM46 129V128H45ZM63 129H61V132H62V130ZM67 129H68V131H67ZM99 129V128H98ZM158 129V128H157ZM196 129H199V128H196ZM195 129V130H196ZM206 129V128H205ZM213 129V128H212ZM219 129V128H218ZM218 129H216V130H218ZM7 130V128H5L4 129V131H6ZM40 130V129H39ZM41 130H44V129H41ZM72 130V129H71ZM77 130V129H76ZM132 130V129H131ZM136 130V129H135ZM156 130V129H155ZM174 130V129H173ZM177 130V129H176ZM176 130H174V131H176ZM188 130V129H187ZM200 130H201V128H200ZM208 130H210L209 128H208ZM214 130V129H213ZM256 130V129H255ZM259 130V129H258ZM1 132H0V171H1V173L3 172L2 171V168L4 167V172H6L7 170H8V172H9V170L10 169H8L7 167H11L10 165H9V163L10 164H13V163H15V162H13V163H11V161H9V160H13L12 159V157L14 156V154H16V156L19 154L18 152V154L15 152L16 150H18L16 147L17 146H19L20 147V145L22 144V143H17V142H20V141H17V136L19 135V133L20 132H18V135H17V132H16V134H11V132L12 131H9V132H7V134L6 135H8L9 133H10V135H13V136H16V138L15 139H13V140H8L7 138H6V136H5V134L3 133V131L2 130H0ZM8 131V130H7ZM14 131V132H15ZM26 131V130H25ZM25 131H23V133H25ZM29 131V130H28ZM91 131H92V129H91ZM122 131V130H121ZM126 131V130H125ZM139 131V130H138ZM157 131V130H156ZM156 131H154V132H156ZM166 131V130H165ZM179 131V130H178ZM180 131H181V129H180ZM189 131V130H188ZM189 131V132H190ZM197 131V130H196ZM204 131H206V130H204ZM212 131V130H211ZM257 131V130H256ZM264 131V129L262 130V132ZM29 132H31V131H29ZM34 132V131H33ZM32 132V133H33ZM88 132H90V131H88ZM113 132V131H112ZM137 132V131H136ZM158 132V131H157ZM172 132V131H171ZM182 132V131H181ZM193 132H194V130H193ZM200 132V131H199ZM216 132V131H215ZM236 132V131H235ZM6 133V132H5ZM51 133H53V132H51ZM73 133V134H72ZM77 133V132H76ZM93 133V132H92ZM104 133V132H103ZM110 133V132H109ZM115 133H116V131H115ZM138 133V132H137ZM137 133H135V134H137ZM139 133H141V132H139ZM165 133V132H164ZM163 133V134H164ZM195 133V132H194ZM254 134H255V132H253ZM257 133V132H256ZM261 133V132H260ZM260 133H259V135H260ZM264 133V132H263ZM26 134V133H25ZM25 134H21L20 136L22 137V139L24 138L23 136L25 135ZM28 134V133H27ZM35 134H37V133H35ZM41 134V133H40ZM39 134V135H40ZM60 134H62V133H60ZM71 134L74 136V131L73 132H71ZM84 134V133H83ZM86 134H88V133H86ZM95 134V133H94ZM130 134H132V133H130ZM134 134V135H135ZM160 133H158V135H159ZM166 134V133H165ZM171 134L172 133H170V135H168V134H166V135H168V136H171ZM179 133H177V135H178ZM184 135H185V133H183ZM188 134V137H189V133H187ZM197 134V133H196ZM202 134H204V135H206L205 133H203V130H202ZM42 135V134H41ZM57 135V134H56ZM58 135H59V133H58ZM69 135V134H68ZM80 135V134H79ZM93 135V134H92ZM104 135H106L105 133H104ZM126 135H127V133H126ZM133 135V134H132ZM141 135V134H140ZM155 135H156V133H155ZM172 135H175L174 133L172 134ZM176 135V136H177ZM181 135V134H180ZM191 135H193V134H191ZM200 135V134H199ZM212 135H214V133L212 134ZM261 135H263L262 133H261ZM30 136H32V135H30ZM52 136H54V135H49L48 137L49 138H51ZM66 136V137H65ZM70 136V135H69ZM75 136H77V137H79L78 136V134L76 135L75 134ZM86 136V135H85ZM83 137V138H85L86 139V143H87V145H88V140H87V138L86 137ZM88 136V135H87ZM89 136H91L90 134H89ZM94 136V135H93ZM161 136V137H160ZM159 137H160V139L162 138V140H164L163 139V137H162V134L160 135ZM164 136V135H163ZM183 136V135H182ZM186 136V135H185ZM194 136H195V134H194ZM27 137V136H26ZM29 137V136H28ZM35 137V136H34ZM33 137V138H34ZM41 137V136H40ZM44 137H45V135H44ZM59 137V136H58ZM59 137V138H60ZM71 137V136H70ZM82 137V135H80V138ZM92 137V136H91ZM108 137V136H107ZM106 137V138H107ZM123 137H125V136H123ZM134 137V136H133ZM174 137V138H173ZM187 137V138H188ZM196 137V136H195ZM205 136H203V138H204ZM209 137V136H208ZM215 137V136H214ZM214 137H212L211 138V140L214 138ZM217 137V136H216ZM219 137V136H218ZM224 137V136H223ZM253 137H255V135L253 136ZM257 137V136H256ZM264 137V136H263ZM11 138V137H10ZM33 138H30L31 140H32V142H33V140L35 139H33ZM46 138V137H45ZM54 138V137H53ZM90 138V137H89ZM88 138V139H89ZM120 138V137H119ZM127 137H125V139H126ZM138 138V137H137ZM168 138H170L171 139V137H168ZM172 138L175 140V136H172ZM179 138V137H178ZM177 138V139H178ZM180 138H181V136H180ZM185 138V137H184ZM191 138V137H190ZM198 138V137H197ZM202 138V136H201V139H203ZM259 138H262L261 136L259 137ZM28 139V138H27ZM26 139V140H27ZM48 139V138H47ZM58 139V138H57ZM56 138H55V140H57ZM69 139V138H68ZM75 139V138H74ZM77 139V138H76ZM75 139V140H76ZM85 139H83L84 141H85ZM93 138H90V141L92 140ZM122 139V138H121ZM129 139V138H128ZM172 139V140H173ZM192 139H193V137H192ZM196 139V138H195ZM199 139V138H198ZM215 139V138H214ZM217 139H220V138H217ZM224 139H225V137H224ZM262 139H264V138H262ZM261 139V140H262ZM7 140L8 141H14L15 142V140H16V143L18 144L17 146L15 145V148H16V150H14L15 148H13L14 146H13V144H12V148H13V150L14 151H12V150H10V144H8V142H7ZM25 140V139H24ZM31 140H29L30 141V143L29 144H32L31 143ZM36 140V139H35ZM45 140V139H44ZM53 140V139H52ZM60 140V139H59ZM93 140H95V139H93ZM157 140V139H156ZM158 140H159V138H158ZM165 140H167V138L165 139ZM164 140V141H165ZM257 140V139H256ZM260 140V141H261ZM28 141V142H29ZM46 142H47V140H45ZM50 140H48V142H49ZM79 141V143H81L82 141H81V139L80 140H78ZM163 141V142H164ZM169 141V140H168ZM178 141V140H177ZM187 141V140H186ZM195 141V140H194ZM193 141V142H194ZM198 142H202V140H197ZM204 141V140H203ZM216 141V140H215ZM27 142V141H26ZM35 142V144L36 143H38L37 141H34ZM33 142V143H34ZM42 142V143H41ZM40 142V145H42V146H40L39 144V147L42 149L43 147H44V145H45V143L46 142H43V141H41ZM54 142H56V141H54ZM62 142V143H63ZM70 142H71V138H70ZM74 142H76V141H73V143H72V145H74ZM123 142V144H124V140L122 141ZM121 142V143H122ZM132 142H134V140L132 141ZM184 142V141H183ZM219 142V141H218ZM13 143V142H12ZM68 143V144H67ZM77 143V142H76ZM76 143H75V145H76ZM131 143V142H130ZM136 143V142H135ZM159 143V142H158ZM169 143V142H168ZM167 142H166V145L168 144ZM174 144H176V142L174 141L173 142ZM181 143V142H180ZM207 143V142H206ZM210 143V142H209ZM208 143V144H209ZM213 144H214V140H213V142H212ZM216 143V142H215ZM221 143V142H220ZM219 143V144H220ZM261 143H263V145H264V141L262 142L261 141ZM8 144V145H7ZM20 144V145H19ZM35 144H33V145H35ZM48 144V143H47ZM53 144H55V143H53ZM53 144H51V145H53ZM64 144V145H65ZM81 144H83V142L81 143ZM85 144V143H84ZM83 144V145H84ZM91 144H94V143H91L90 142V145ZM161 144V143H160ZM162 144H165V142L164 143H162ZM170 144V143H169ZM172 144V143H171ZM173 144V145H174ZM178 144V143H177ZM176 144V145H177ZM182 144V143H181ZM197 144V143H196ZM217 144V143H216ZM215 144V145H216ZM254 144L256 145V143L254 142ZM24 145V144H23ZM51 145L50 146H48V147H46V148H49V147H51ZM56 145V144H55ZM55 145H53V148H54V146ZM70 145H71V143H70ZM95 145V144H94ZM108 145V144H107ZM121 145V144H120ZM128 145V144H127ZM132 145V144H131ZM166 145H165V147H166ZM180 145V144H179ZM178 145V146H179ZM198 145V144H197ZM196 145V146H197ZM211 145V144H210ZM224 145V144H223ZM250 145V144H249ZM262 145V144H261ZM262 145V147H264ZM29 146V145H28ZM37 146V145H36ZM45 146H47V145H45ZM78 146L79 147H81L80 146V144H78ZM89 146V145H88ZM110 146V145H109ZM109 146H108V148H109ZM126 146V145H125ZM130 146V145H129ZM128 146V147H129ZM134 146V145H133ZM136 146H137V144H136ZM140 146V145H139ZM171 146V145H170ZM182 146V145H181ZM180 146V147H181ZM192 146H194V145H192ZM195 146V147H196ZM202 146V145H201ZM213 146V145H212ZM254 146V145H253ZM258 146V145H257ZM26 147V146H25ZM38 147V146H37ZM36 147V148H37ZM38 147V149L40 150V148ZM69 147V146H68ZM71 147H73V146H71ZM77 146H75V148H76ZM84 147V146H83ZM87 147V146H86ZM85 147V148H86ZM95 147L96 148H98L96 145H95ZM161 147V146H160ZM198 147V146H197ZM204 147V146H203ZM221 147H222V144H221ZM256 147V146H255ZM7 148L13 153V155L11 156V153L9 154V151H8V153L6 154V150H7ZM11 148V149H12ZM21 148V147H20ZM19 148V149H20ZM29 148V147H28ZM53 148H51L50 150H52ZM58 148V147H57ZM70 148V147H69ZM82 148V147H81ZM85 148L83 149L84 151L83 152H87V154H88V151L90 150V149H88V151L86 150L85 151ZM93 149H94V147H92ZM91 148V149H92ZM107 148V147H106ZM126 148V147H125ZM140 148V147H139ZM208 148H210V147H208ZM215 148V147H214ZM23 149H24V146H23ZM31 149H32V147H31ZM34 149H35V147H34ZM45 148H43V150H44ZM72 149V148H71ZM92 149V150H93ZM110 149V148H109ZM109 149L107 150V149H104L105 151H109ZM124 149V148H123ZM175 149V148H174ZM176 149H178V148H176ZM207 149V148H206ZM213 149V148H212ZM217 149H219V148H217ZM237 149V148H236ZM244 149H246L247 150V148H244ZM252 149V148H251ZM250 149V150H251ZM255 149V148H254ZM22 149H20L19 151H21ZM49 150V149H48ZM54 150V149H53ZM62 148H61V151L60 152H62ZM91 150V151H92ZM103 150V151H104ZM126 150H128V149H126ZM164 150V149H163ZM167 150V149H166ZM179 150H181L182 151V149H180L179 148ZM178 150V152H181V151H179ZM183 150H184V148H183ZM200 150H202V149H200ZM243 150V149H242ZM250 150H249V152H250ZM259 150H261L260 148H259ZM31 151V150H30ZM38 150L36 149V151L35 152H37ZM41 151V150H40ZM46 151H47V149H46ZM45 151V152H46ZM59 151V150H58ZM57 151V152H58ZM79 151V150H78ZM96 151V150H95ZM99 151V150H98ZM97 151V152H98ZM114 151V150H113ZM113 151H111V152H113ZM133 151V150H132ZM135 151H137V150H135ZM142 151V150H141ZM146 151V150H145ZM162 151V150H161ZM165 151V150H164ZM167 151H169V150H167ZM175 151V150H174ZM185 151V150H184ZM183 151V152H184ZM211 151V150H210ZM244 151V150H243ZM242 151V152H243ZM252 151H253V149H252ZM5 152V153H4ZM15 152V153H14ZM24 152L26 153V151L24 150ZM24 152H22L23 154H24ZM31 152H33V151H31ZM49 152H51V151H49ZM54 152V151H53ZM70 152V151H69ZM82 151L81 152H79V153H83ZM119 152V151H118ZM117 152V153H118ZM129 152V151H128ZM131 152V151H130ZM160 152V151H159ZM172 152V151H171ZM198 152H201V151H199V149H198ZM208 152V151H207ZM217 152V151H216ZM234 152H236L235 151V149H234ZM256 152V151H255ZM4 153V154H3ZM21 152H20V155L22 154ZM63 153H65V151L64 152H62V155H63ZM74 153V152H73ZM77 153V152H76ZM95 153V152H94ZM101 153V152H100ZM100 153H98V154H100ZM105 153V152H104ZM103 153V154H104ZM121 153V152H120ZM133 153V152H132ZM140 153V152H139ZM138 152H137V154H139ZM145 153V152H144ZM164 153V152H163ZM196 153H197V151H196ZM203 153V152H202ZM201 153V154H202ZM204 153H205V151H204ZM209 153V152H208ZM254 153V152H253ZM2 154L3 155H5V157H7L6 155H8V157L9 158H11V159H9V158H3V156H2ZM29 154V153H28ZM50 154V153H49ZM75 154V153H74ZM93 154V153H92ZM106 154V153H105ZM112 154V153H111ZM141 154V153H140ZM173 154V153H172ZM219 154V153H218ZM221 154V153H220ZM241 154V153H240ZM240 154H239V156H240ZM243 154V153H242ZM247 154H248V152H247ZM20 155H19V158L18 159H20L21 157H20ZM35 155H37V154H35ZM67 155V152L65 153V156ZM79 155V154H78ZM94 155V154H93ZM96 155V154H95ZM118 155V154H117ZM122 155V154H121ZM128 156L130 155L129 153L127 154ZM135 155V154H134ZM148 155V154H147ZM166 155V154H165ZM165 155H163L164 157H165ZM168 155V154H167ZM166 155V156H167ZM170 156H171V154H169ZM195 155H198V154H195ZM215 155V154H214ZM222 155V154H221ZM11 156V157H10ZM23 156H25V155H22V161L24 160V158L26 157H24L23 158ZM64 156V155H63ZM69 156H71V155H69ZM68 156V157H69ZM80 156V155H79ZM90 156H91V154H90ZM97 156V155H96ZM102 156V155H101ZM123 156V155H122ZM149 156V155H148ZM202 156V155H201ZM205 156V155H204ZM264 156V155H263ZM58 157V156H57ZM74 157V158H73ZM78 156H71L70 158H73V160L72 161H74L76 158H77ZM82 157V156H81ZM88 157V156H87ZM93 156H91L90 158H92ZM131 157V156H130ZM130 157H129V159H130ZM133 157V156H132ZM137 157V156H136ZM139 157V156H138ZM137 157V158H138ZM143 157V156H142ZM145 157V156H144ZM147 157V156H146ZM208 157V156H207ZM211 157V156H210ZM210 157H208L209 159H210ZM213 157V156H212ZM221 157V156H220ZM219 157V158H220ZM242 157V156H241ZM250 157V156H249ZM262 157V156H261ZM17 158V157H16ZM14 159L15 161H16V165H18L17 164V160L18 159ZM65 158H67V157H65ZM79 158V157H78ZM89 158V157H88ZM98 157H95V159L96 160H98L97 159ZM99 158H101L100 156H99ZM124 158V157H123ZM122 158V159H123ZM202 158H203V156H202ZM219 158H218V160H219ZM222 158V157H221ZM220 158V159H221ZM263 158V157H262ZM60 159L62 160V158L60 157ZM80 159V161H81V164H82V158H79ZM78 159V160H79ZM146 159V158H145ZM149 159V158H148ZM201 159V158H200ZM199 159V160H200ZM212 159V158H211ZM213 159H215V158H213ZM13 160V161H14ZM21 160V159H20ZM77 160V159H76ZM88 161H89V159H87ZM92 160H94V159H92ZM118 160H119V158H118ZM124 160H126V159H124ZM134 160V159H133ZM132 160V161H133ZM136 160V159H135ZM208 160V159H207ZM216 160V159H215ZM95 161V160H94ZM120 161V160H119ZM118 161V162H119ZM140 161V160H139ZM145 161V160H144ZM147 161V160H146ZM202 161H205V160H203L202 159ZM214 161V160H213ZM217 161V160H216ZM221 161V160H220ZM256 161V160H255ZM260 161V160H259ZM92 162V161H91ZM126 162H128V160H126ZM200 162V161H199ZM206 162V161H205ZM204 162V163H205ZM221 162H223V158H222V161ZM257 162V161H256ZM261 162V161H260ZM262 162H263V160H262ZM19 163V162H18ZM70 163V162H69ZM94 163V162H93ZM95 163H96V161H95ZM122 163V162H121ZM145 163H147V162H145ZM185 162H183V164H184ZM214 163V162H213ZM238 163V162H237ZM264 163V162H263ZM79 164V163H78ZM91 164V163H90ZM89 164V165H90ZM123 164H124V162H123ZM126 164H128V163H126ZM138 164V163H137ZM139 164H140V162H139ZM188 164H190V161H189V163H187V165ZM222 165H223V163H221ZM262 164V163H261ZM14 165V164H13ZM12 165V166H13ZM83 165V164H82ZM86 165H88V164H86ZM131 165V164H130ZM144 165V164H143ZM146 165V164H145ZM191 165H192V163H191ZM204 165V164H203ZM209 165V164H208ZM206 166V167H209V166ZM218 165V164H217ZM64 166L65 167H68L67 166V164H64ZM85 166V165H84ZM117 166V165H116ZM119 166V165H118ZM128 166V165H127ZM138 166V165H137ZM141 166V165H140ZM181 166H182V164H181ZM220 166V165H219ZM225 166V165H224ZM132 167V166H131ZM134 167V166H133ZM139 167V166H138ZM147 167H148V165H147ZM183 167H185V166H183ZM192 167V166H191ZM7 170H6V169ZM12 168H14V167H11V169ZM135 168V167H134ZM133 168V169H134ZM144 168H146V167H144ZM149 168V167H148ZM188 167L186 166V169H187ZM189 168H190V165H189ZM188 168V169H189ZM218 167H216V169H217ZM66 169V168H65ZM92 169V168H91ZM130 169V168H129ZM214 169V168H213ZM220 169V167L218 168V170ZM223 168H221V170H222ZM6 170V171H5ZM117 170V169H116ZM120 170V169H119ZM145 169H143V171H144ZM147 170V169H146ZM145 170V171H146ZM183 170V169H182ZM207 170V169H206ZM212 170V169H211ZM221 170L220 171H218V172H220L221 173ZM122 171V170H121ZM140 171H142V170H140ZM150 171V170H149ZM209 171V170H208ZM223 171H224V169H223ZM222 171V172H223ZM11 172V171H10ZM18 172V171H17ZM114 172V171H113ZM112 172V173H113ZM137 172H138V170H137ZM167 172V171H166ZM210 172V171H209ZM212 172H213V170H212ZM217 172V171H216ZM225 172V171H224ZM227 172V171H226ZM7 173V172H6ZM5 173V174H6ZM15 173H16V171H15ZM14 173V174H15ZM100 173H102V172H100ZM103 173H104V171H103ZM122 173V172H121ZM132 173V172H131ZM171 173V172H170ZM169 173V174H170ZM9 175H10V173H8ZM114 174V173H113ZM113 174H112V176H113ZM144 174V173H143ZM143 174H141V175H143ZM207 174V173H206ZM213 174V173H212ZM219 174V173H218ZM226 174V173H225ZM8 175V176H9ZM20 175V174H19ZM101 175V174H100ZM104 175V174H103ZM115 175H117V174H115ZM118 175H120L119 177H121V174L119 173ZM223 175V174H222ZM241 175V174H240ZM3 176V175H2ZM8 176H6L5 175V177H8ZM123 176V175H122ZM145 176H147V175H145ZM145 176H143V177H145ZM218 176V175H217ZM223 176H225V175H223ZM245 176H246V174H245ZM114 177V176H113ZM116 177V176H115ZM118 177V176H117ZM210 177V176H209ZM226 177V176H225ZM228 177V176H227ZM0 178H3V177H0ZM122 178V177H121ZM220 178V177H219ZM222 178V177H221ZM230 178V177H229ZM228 178V180H227V183H228V181L231 179H229ZM264 178V177H263ZM262 178V179H263ZM113 179V178H112ZM154 179H156V178H154ZM210 179H211V177H210ZM218 179V178H217ZM238 179H239V177H238ZM245 179V178H244ZM246 179H247V177H246ZM116 180V179H115ZM117 180H118V178H117ZM123 180V179H122ZM126 180V179H125ZM158 180V179H157ZM223 180H224V177H223ZM232 180V179H231ZM231 180L229 181V183L231 182ZM241 180V179H240ZM240 180H238V181H240ZM259 180V179H258ZM261 180V179H260ZM119 181H120V179H119ZM118 181V182H119ZM131 181V180H130ZM129 181V182H130ZM218 181H220V179H218ZM226 181V180H225ZM246 181V180H245ZM124 182H126V181H124ZM138 182V181H137ZM142 182V181H141ZM222 182H224V181H222ZM240 182H242V180L240 181ZM262 182V184H264L263 183V181H261ZM0 183H1V181H0ZM127 183V182H126ZM144 183V182H143ZM146 183V182H145ZM153 183V182H152ZM155 183V182H154ZM220 183V182H219ZM228 183V184H229ZM128 184V183H127ZM222 184V183H221ZM227 184V185H228ZM134 185V184H133ZM136 185V184H135ZM141 185H142V183H141ZM157 185V184H156ZM0 186H1V184H0ZM91 185H89L88 187H90ZM137 186H138V184H137ZM146 187H149L147 184L145 185ZM117 187V186H116ZM132 187H134V186H132ZM143 187V189H144V186H142ZM123 188V187H122ZM121 188V189H122ZM136 188V187H135ZM134 188V189H135ZM141 188V187H140ZM150 188V187H149ZM162 188V187H161ZM166 188V187H165ZM183 188V187H182ZM90 189H92L91 187H90ZM120 189V188H119ZM120 189V190H121ZM130 189H131V187H130ZM133 189V190H134ZM137 189V188H136ZM135 189V190H136ZM142 189V190H143ZM153 189H154V187H153ZM160 189V188H159ZM164 189V188H163ZM168 189V188H167ZM166 189V190H167ZM186 189V188H185ZM184 189V190H185ZM116 190H118L117 188H116ZM120 190H119V192H120ZM128 190V189H127ZM141 190V191H142ZM146 190V189H145ZM156 190V189H155ZM182 190V189H181ZM1 191H3V190H1ZM92 191V190H91ZM90 191V192H91ZM123 191V190H122ZM148 191V190H147ZM152 191V190H151ZM150 191V192H151ZM158 191V190H157ZM156 191V192H157ZM161 191V190H160ZM214 191H215V189H214ZM117 192V191H116ZM124 192V191H123ZM162 192V191H161ZM165 192V191H164ZM6 193V192H5ZM125 193V192H124ZM147 193V192H146ZM166 193V192H165ZM168 193V192H167ZM3 194V193H2ZM117 194V193H116ZM115 194V195H116ZM120 193H118V195H119ZM121 194H122V192H121ZM120 194V195H121ZM153 194V193H152ZM155 194H157V193H155ZM6 195V194H5ZM8 195V194H7ZM119 195V196H120ZM148 195V194H147ZM1 196V195H0ZM3 196H4V194H3ZM143 196H144V193H143ZM116 197V196H115ZM147 198H149L148 196H146ZM168 197V196H167ZM10 198V197H9ZM0 199H2V197L0 198ZM4 199V198H3ZM1 200V201H4V200ZM119 199V198H118ZM122 199H123V197H122ZM145 199V198H144ZM151 199V198H150ZM152 199H153V195H152ZM151 199V200H152ZM9 200V199H8ZM154 200V199H153ZM6 201V200H5ZM10 201V200H9ZM112 201V200H111ZM122 201V200H121ZM145 201V200H144ZM147 201V200H146ZM150 201V200H149ZM149 201H147V202H149ZM155 201V200H154ZM137 202H138V200H137ZM135 203V202H134ZM142 203V202H141ZM153 203V202H152ZM3 205V204H2ZM4 205H6V204H4ZM8 205V204H7ZM135 205V204H134ZM136 206H138V204L136 205ZM140 206V205H139ZM1 207V206H0ZM6 207V206H5ZM152 207V206H151ZM8 208H11L10 207V205L8 206ZM14 208V207H13ZM12 208V209H13ZM139 208V207H138ZM137 208V209H138ZM261 208V207H260ZM262 208H263V205H262ZM15 209V208H14ZM152 209V208H151ZM136 210V209H135ZM140 210V209H139ZM138 210V211H139ZM257 210V209H256ZM264 210V209H263ZM142 211V210H141ZM146 211V210H145ZM148 211V210H147ZM146 211V212H147ZM149 211H150V209H149ZM154 211V210H153ZM162 211V210H161ZM257 212H258V210H257ZM135 213V212H134ZM133 213V214H134ZM139 213V212H138ZM149 213V212H148ZM155 213V212H154ZM153 213V214H154ZM163 213V212H162ZM262 213V212H261ZM136 214V213H135ZM145 214H147V213H145ZM150 214V213H149ZM254 214H255V212H254ZM257 214V213H256ZM260 213H258V215H259ZM152 216V215H151ZM151 216H149V218H147V220L148 219H150V217ZM136 217V216H135ZM139 217V216H138ZM146 217H148V216H146ZM257 217H259V216H257ZM4 218V217H3ZM143 218V217H142ZM154 218V217H153ZM260 218H263V217H260ZM29 219V218H28ZM137 219V218H136ZM158 219V218H157ZM144 220H146V219H144ZM13 222H11V223H9V222H7L6 223V225L8 224V225H10V224H12V223H14V220H12ZM19 221V220H18ZM17 221V222H18ZM122 221V220H121ZM138 221V220H137ZM136 221V222H137ZM141 223H143L141 220H139ZM138 221V222H139ZM150 221V220H149ZM153 221V220H152ZM160 221V220H159ZM166 221V220H165ZM188 221H189V218H188ZM125 222V221H124ZM132 222V221H131ZM138 222L136 223V224H138ZM155 222V221H154ZM153 222V223H154ZM167 222V221H166ZM186 222V221H185ZM248 222H250V221H248ZM252 222V221H251ZM0 223H2V218L0 217ZM20 223V222H19ZM18 223V224H19ZM116 223V222H115ZM126 223V222H125ZM140 223V224H141ZM144 223H145V221H144ZM156 223V222H155ZM162 223V222H161ZM168 223H169V221H168ZM173 223H175V222H173ZM172 223V224H173ZM190 223H192L191 221H190ZM15 224V223H14ZM140 224H139V226H140ZM146 224H147V221H146ZM149 224H150V222H149ZM158 224V223H157ZM170 224V223H169ZM171 224V225H172ZM195 224V223H194ZM117 225V224H116ZM148 225V224H147ZM162 225V224H161ZM189 225H192V224H189ZM16 226H17V223H16ZM111 226V225H110ZM112 226L114 227L115 226V224L113 225L112 224ZM126 226H127V224H126ZM143 226V225H142ZM159 226H160V224H159ZM166 226V225H165ZM173 226V225H172ZM177 226V225H176ZM193 226V225H192ZM253 225H251L250 227H252ZM113 227H110L111 229H113ZM144 228L146 227V225L145 226H143ZM147 227H150V226H147ZM247 227V226H246ZM108 228H109V226H108ZM108 228H107V230H108ZM125 228H127V227H125ZM143 228V229H144ZM156 228V227H155ZM165 228V227H164ZM167 228V227H166ZM171 228V227H170ZM262 228V227H261ZM105 229V228H104ZM151 229H152V227H151ZM159 229V228H158ZM254 229V228H253ZM106 230V231H107ZM110 230V229H109ZM114 230H115V228H114ZM116 230H117V228H116ZM127 230H129V229H127ZM141 230H142V228H141ZM154 230V229H153ZM160 230V229H159ZM170 229H168V231H169ZM105 231V232H106ZM112 231V230H111ZM106 232L105 234L106 235H108V234H110V236L112 235V234H114V232ZM143 231V230H142ZM142 231H140V236H141V232ZM152 231V230H151ZM251 231V230H250ZM263 231V230H262ZM103 232V231H102ZM131 232V231H130ZM129 231H128V233H126L127 234V236H128V234L130 233ZM150 232V231H149ZM149 232H147L148 234H149ZM253 232H255V231H253ZM257 232H258V230H257ZM256 232V233H257ZM108 233V234H107ZM120 233V232H119ZM118 233V234H119ZM146 233V232H145ZM145 233H143L142 234V236H148V234L146 235ZM159 233V232H158ZM167 233V232H166ZM104 234V233H103ZM123 235H124V237H126L125 236V234H124V232L122 233ZM133 234V233H132ZM131 233H130V235L129 236H131L132 235ZM145 234V235H144ZM163 234V233H162ZM169 234V233H168ZM255 234V233H254ZM261 234V233H260ZM115 235V234H114ZM136 236H138L137 234H135ZM165 235V234H164ZM262 235V236H261ZM260 235V238H259V235L257 236L256 234H255V236L257 237V238H255V242L253 241V243L251 244V251L252 252H258V250L260 251V252H262V250H263V246L262 245H260L259 244V242L261 243V241H263V244H264V238H262L261 239V237H264L263 236V234H261ZM113 236V235H112ZM116 236V235H115ZM128 236V237H129ZM134 236V235H133ZM136 236H134V237H136ZM140 236H138L137 238L141 241L142 240V238H139ZM118 237H120V234L118 235ZM132 237V236H131ZM149 237V236H148ZM147 237V238H148ZM158 237H159V235H158ZM163 237V236H162ZM226 237V239H227V236H225ZM229 237V236H228ZM104 238H105V236H104ZM107 238H109V237H107ZM114 238V237H113ZM117 238V237H116ZM122 238V237H121ZM120 238V239H121ZM147 238H146V240H147ZM160 238V237H159ZM231 238V237H230ZM234 238V237H233ZM232 238V239H233ZM118 239V238H117ZM124 239V238H123ZM129 240L130 238H125V241H123L122 240V243L123 242H125L124 244H126L127 245V247H128V245H129V243H127L126 242V240ZM132 239V238H131ZM130 239V240H131ZM149 240H150V242H151V238H148ZM156 239V244L157 245H155L156 247L157 246H159L160 245V243L158 244L157 242V237L155 238ZM218 239V238H217ZM221 239H222V237H221ZM220 239V240H221ZM226 239H224L222 242H224ZM237 239V238H236ZM235 239V240H236ZM251 240H252V238H250ZM259 239H261V241L259 240ZM111 240V239H110ZM114 240L115 239H113V243H111L112 242V240H111V245L113 244L114 246H116V242L118 241H116V242H114ZM127 240V241H128ZM129 240V241H130ZM137 239L135 238L134 240H133V244H134V247H136V249L137 248H140V246L141 245H139V247H137L138 245H136L135 246V242L134 241H136ZM144 240H145V238H144ZM143 240V241H144ZM153 240V239H152ZM160 240V239H159ZM219 240V241H220ZM231 240V239H230ZM229 240V241H230ZM234 240V239H233ZM234 240V241H235ZM250 240V241H251ZM128 241V242H129ZM139 241V243H142L143 245H145V243L144 242H147V241H141L140 242ZM154 241V240H153ZM152 241V243L154 244V242ZM161 241V240H160ZM210 241V240H209ZM243 241V240H242ZM118 242H120V240L118 241ZM149 242V241H148ZM162 242V241H161ZM215 242H217V241H215ZM214 242V243H215ZM232 242V241H231ZM240 242V241H239ZM130 243H132V241L130 242ZM179 243H181V242H179ZM200 243H201V241H200ZM242 243V242H241ZM245 243V242H244ZM119 244H121V243H119ZM123 244V245H124ZM162 244V243H161ZM169 244V243H168ZM177 243H173V247H174V245L175 246H178L179 244H177ZM185 244H187V242H185ZM204 244H206V243H204ZM220 244H221V242H220ZM220 244H219V246H220ZM232 244L234 245V242H232ZM232 244H230V245H232ZM238 244V243H237ZM248 244V243H247ZM118 245V244H117ZM122 245V246H123ZM125 245V246H126ZM131 246H132V244H130ZM148 245V244H147ZM150 245H152V244H150ZM171 245V244H170ZM224 245V244H223ZM225 245H226V242H225ZM232 245V246H233ZM249 245V244H248ZM262 248V250H260V247ZM110 246V245H109ZM114 246H110L111 248H113ZM124 246V247H125ZM146 246V245H145ZM154 246V247H155ZM163 246V245H162ZM161 246V247H162ZM164 246H166V245H164ZM163 246V249H165V247ZM218 246V245H217ZM227 246H229V245H227ZM232 246H231V248H232ZM239 246V245H238ZM245 246V245H244ZM243 246V247H244ZM110 247H108L107 249L109 250H111V248ZM117 247V246H116ZM124 247H122V248H124ZM150 246L148 245V248H149ZM153 247V248H154ZM168 247V248H167ZM172 247V246H171ZM171 247H169L168 245L166 246V248L168 249V250H166V251H169V249H172ZM233 247H235V246H233ZM239 247H241V246H239ZM248 246H246V248H247ZM119 247H117V248H115V249H118ZM128 248H130V246L128 247ZM128 248L126 249V248H124V250L126 249V250H128ZM142 249L144 248V250H145V248L146 247H144V246H142L141 247ZM140 248V249H141ZM176 249H177V247H175ZM183 248V247H182ZM204 248V247H203ZM205 248H206V246H205ZM225 248H226V246H225ZM121 249V248H120ZM120 249H119V251H120ZM135 249V250H136ZM140 249H138V255H139V259L141 258V256H140V254H141V252H142V250L141 251H139ZM151 249H152V246H151ZM158 249V248H157ZM156 249V250H157ZM161 249V248H160ZM178 249H179V247H178ZM178 249L177 250H175V251H177V252H179L178 251ZM209 249V248H208ZM228 249V248H227ZM226 249V250H227ZM233 249V248H232ZM232 249H231V251H232ZM124 250H121L123 253L126 251H124ZM135 250H134V253L136 254V252H135ZM146 250H148V249H146ZM150 250V249H149ZM162 250V249H161ZM161 250H159L158 252H160ZM224 250V249H223ZM238 250V249H237ZM242 250L243 249H241V252H242ZM245 250V249H244ZM250 250V249H249ZM254 250V251H253ZM119 251H117L116 253H117V257L119 256L118 254H122V252L121 253H119ZM150 251H152V250H150ZM162 251H164V250H162ZM173 251H174V249H173ZM172 252V254H171V256L175 253V254H177L176 252ZM213 251V250H212ZM225 251V250H224ZM223 251V252H224ZM235 251V250H234ZM246 251H247V249H246ZM250 251V252H251ZM112 252V251H111ZM113 252H115V250L113 251ZM147 252V251H146ZM165 252V251H164ZM163 252V253H164ZM205 253H206V251H204ZM210 252H211V249H210ZM214 252H215V250H214ZM213 252V253H214ZM245 252V251H244ZM109 253V252H108ZM143 253V252H142ZM161 253V252H160ZM169 254H170V252H168ZM167 252L165 253V255L166 254H168ZM209 253V252H208ZM207 253V254H208ZM212 253V252H211ZM228 253L230 254V252L228 251H226V254L228 255ZM234 253V252H233ZM237 253V252H236ZM236 253H235V255H236ZM246 253V252H245ZM113 254H115V253H113ZM124 254H127V253H124ZM123 254V255H124ZM145 252L143 253V256H145ZM147 254H149V251L147 252ZM159 254V253H158ZM162 254V253H161ZM160 254V255H161ZM169 254H168V256H169ZM174 254V255H175ZM206 254V255H207ZM225 254V255H226ZM254 254V253H253ZM258 254H259V252H258ZM264 253L262 252L260 255H263ZM110 255H111V253H110ZM142 255V254H141ZM151 255V254H150ZM159 255V256H160ZM165 255H163L164 257H166ZM180 255V254H179ZM238 255H240V254H238ZM257 257H258V255L257 254H255ZM115 256V255H114ZM135 256V255H134ZM133 256V257H134ZM156 256V255H155ZM176 256H178V255H175L174 256V259H177L176 258ZM212 256H214V255H212ZM217 255H215V257H216ZM221 256V255H220ZM222 256H224V255H222ZM241 256V255H240ZM246 256V255H245ZM247 256H248V252H247ZM250 256H252V254L250 255ZM116 257V258H117ZM122 257H124V258H126L125 257V255L124 256H122ZM128 257H129V255H128ZM127 257V258H128ZM146 257H147V255H146ZM146 257L144 258V257H142V258H144L143 260L145 261V259H146ZM154 257V256H153ZM224 257H226V256H224ZM228 257V256H227ZM236 257V256H235ZM239 257V256H238ZM238 257H237V259H238ZM244 257V256H243ZM255 257V256H254ZM114 258V260L116 259L115 257H113ZM112 258V259H113ZM124 258H122V260L120 259V257L119 258H117V259H119L120 260V263L121 264H123L122 263V261H124L123 259ZM131 258V257H130ZM148 258H150L149 256H148ZM155 258H157V257H155ZM154 258V259H155ZM159 258H162L161 256L159 257ZM158 258V259H159ZM169 258V257H168ZM170 258H173V257H170ZM233 258V257H232ZM231 258V259H232ZM248 258V257H247ZM250 258H252V257H250ZM256 258V257H255ZM259 258V260H260V262L258 261V263H261V259L263 258V256L261 257V256H259L258 257ZM257 258V259H258ZM132 259V258H131ZM130 259V260H131ZM165 258H163V259H159L161 262H163V260H164ZM167 259V258H166ZM207 259H209V258H207ZM210 259H212V258H210ZM213 259H214V257H213ZM212 259V260H213ZM221 259V258H220ZM220 259H218V260H220ZM230 259V258H229ZM241 259V258H240ZM245 259V258H244ZM113 260V263L115 262ZM129 260V261H130ZM133 260V259H132ZM131 260V261H132ZM136 260V259H135ZM134 260V261H135ZM152 259H150L149 261H148V259H147V261L148 262H150ZM159 260H158V262H159ZM169 260H171V259H169ZM173 260V259H172ZM178 260V259H177ZM217 260V261H218ZM224 260V259H223ZM239 260V259H238ZM246 260V259H245ZM252 260V259H251ZM126 261H127V259L124 261L125 263L124 264H130V262L129 261H127V263H126ZM147 261H145L146 263L145 264H147L148 262ZM154 261H156V259L154 260ZM154 261H153V264H156V262L154 263ZM175 261V260H174ZM174 261H172V262H174ZM180 261V263H181V260H179ZM208 261V260H207ZM214 261V260H213ZM212 261V262H213ZM216 261V260H215ZM222 261V260H221ZM228 261V260H227ZM233 261V260H232ZM241 261V260H240ZM253 261V260H252ZM252 261H250V262H252ZM255 261V260H254ZM137 262H140L139 264H141V262H142V260L141 261H138L137 260ZM137 262H135L134 264H136ZM160 262V263H161ZM166 262H168L167 260H166ZM234 262V261H233ZM238 262V261H237ZM245 262V261H244ZM243 262V263H244ZM248 262V261H247ZM249 262V264H252V263H250ZM256 262V261H255ZM255 262H254V264H255ZM263 262H264V258H263ZM263 262H262V264H263ZM144 262H142V264H143ZM151 263H152V261H151ZM150 263V264H151ZM165 263V262H164ZM170 263V262H169ZM176 263V262H175ZM183 263V262H182ZM181 263V264H182ZM209 263V262H208ZM217 263V262H216ZM222 263V262H221ZM230 263H232V262H230ZM241 263V262H240ZM115 264V263H114ZM132 264H133V261H132ZM138 264V263H137ZM159 264V263H158ZM167 264V263H166ZM178 264H179V262H178ZM202 264H204V262H202ZM205 264H207V263H205ZM214 264V263H213ZM219 264H220V262H219ZM225 264V263H224ZM229 264V263H228ZM234 264H236L235 262H234ZM239 264V263H238ZM245 264V263H244Z\"/></svg>", "mask_w": 264, "mask_h": 264}]
</instances>
